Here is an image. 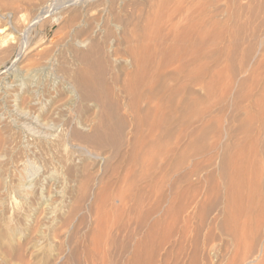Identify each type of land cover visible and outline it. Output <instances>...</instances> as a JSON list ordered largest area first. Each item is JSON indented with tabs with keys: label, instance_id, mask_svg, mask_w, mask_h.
<instances>
[{
	"label": "rangeland",
	"instance_id": "1",
	"mask_svg": "<svg viewBox=\"0 0 264 264\" xmlns=\"http://www.w3.org/2000/svg\"><path fill=\"white\" fill-rule=\"evenodd\" d=\"M5 1H7V0H0V15H8V14H14V19H16V21H17V19H19L18 21H17V23L16 22H14V25H8V22H10V20L9 19H7V20H2V18L0 17V23L2 24H0V28H4L5 26H7V28H10L11 30L9 31V32H12L16 37H17V39H21L22 38V35H21V32H22V30H23V28L26 26V21H27V18H31V15H33L34 13H38L37 11H40V9H42V7H45V6H47V5H49V4H51L53 1H55V0H15V4H14V2H12V3H10L9 1H7V3L5 2ZM14 1V0H13ZM194 1V2H193ZM192 2H193V7H194V9H193V11L195 10V7H196V9H197V6H199L198 8H199V10L197 9V11L195 12H193L194 14H192V16H194V24L196 23L197 25H200L201 23H200V20L199 19H201L205 14H206V16H204L205 18H206V20H209L210 22H211V24H210V22L208 23V26H211L213 29H210L209 27H207V22L208 21H206L205 22V18L203 19V21H204V23H203V21H201L202 22V24H203V26L202 27H204V29L201 27V25H200V30L198 29V27H197V25H193L195 28H194V30L197 32V34L198 35H196V32H195V34H194V37H196V40H198V41H200V40H202L203 39V41H200L198 44L200 45L201 44V42L204 44H201L200 46H202L203 47V50L202 49H200V46L197 44L196 45V47H195V50L197 51L198 50V47H199V49L200 50H198L197 51V61H196V63H195V66L197 65V63H199L200 65H202L203 63H205L206 61L208 62H206L207 64H206V66H205V64H204V66H202V67H200V65H197L198 67H200V73H202L203 74V72H205L203 75H201V77H202V79L204 78L203 76H205V75H207V76H205V78H204V80H207V79H209L210 77H211V75H212V77H214V79L216 80H214L215 81V83L217 82H219L218 84H222V82L225 84V82H226V84L228 83L227 81L229 80V79H231V80H233V82H232V84H233V89L235 88L236 90H232V91H230V93H228V95L225 97L224 95H222V93H221V91L219 90H217V89H220V85H217V84H215V85H217V86H215L214 84L212 85V87L214 88V91H213V88H212V91L213 92H215L216 94H217V96H216V94H214L213 92H211L210 94L211 95H209V96H207V98H205V93L204 92H202V90L201 89H199V88H201L198 84H200L199 82H202V79H201V81H200V79L197 81L198 83H196V87H199V88H197V89H199L198 91H196V95H198L199 97H202L203 95V97L202 98H204L203 100H204V102H206L207 101V105L203 102V104L205 105H203L202 106V108H201V106H200V108H199V112H200V109H201V112H200V114L202 113V112H204V113H202L200 116H201V118H200V116H199V118L197 117V115L195 116V119H194V117H193V115L191 116V118H192V120L194 121V126H195V128L197 127L198 128V131H200L201 129L200 128H202L203 127V123L205 124V122L208 120V121H210L211 123H213L212 125H213V127H222L221 129L222 130H220L221 131V133H220V135H219V137H217L218 135H215L216 133H214V134H212L213 132H210L209 134H207V136H206V138H210L209 140L208 139H206V141L208 140V141H210V142H208L209 144V146L207 145V142L205 141L204 143H206V145L204 146V148L206 147H209V148H207V149H205V151H203L202 153H199L198 154V152L197 153H195V154H193V156H191V158L190 159H192L191 161L189 160V159H186V161H185V163L184 162H182L181 163V166H182V168H181V166L179 167V173H177V175H178V177H177V180H178V183H179V185L177 186V190H176V193L177 192H179L175 197H176V200H177V203H176V201H174V202H170L171 201V199L169 198V197H171V198H173L172 197V195H171V193H170V191L167 189V188H164V192H163V202H161V204H159V205H157L158 204V194H159V192H157V194H156V191L157 190H143L142 188H144L145 187V182H143V183H140V185H139V187L143 184V186H141L140 187V190H143L142 192L143 193H141V192H136L137 193V195L135 194V192H134V190H133V195H132V193H125V195L123 194V196H126L127 195V197H126V201H125V203H126V206L124 205H122V206H119L121 203H120V200L119 199H116V196H119L117 193H118V191L116 190V191H114L113 190V184L114 183H117L118 181H117V177L115 178H113L112 177V174H111V171H110V169H108V163L106 164V162H104V160H102V158L105 156V157H108V155H110L111 154V151H112V149H110L109 147L107 148L106 147V149L105 148H99V147H96V146H93V145H91V144H85V142L83 141V140H80V139H77V138H75L74 137V135H73V131L74 130H80L81 131V129H82V127L81 126H78L77 124H76V122H73V123H71V125H64V123H62V122H58L57 120H55V119H53L52 120V118L51 119H49V117H48V115H46V114H40V121H33V120H30L32 117L34 118V116H36V115H38L39 114V112L40 111H38V109H34V110H36L37 112H38V114L36 113V111H33V109H31L33 112H31V110H30V108H28L27 109V107H25V108H23V109H26L25 111H27V112H25V113H23L24 112V110H22L23 112H21V108L20 107H18V110L21 112V113H23V114H21L20 112H18V110H17V107L15 108V106L17 105V103L16 102H14V100H15V98H14V95L17 93L16 92V90H18V88L14 85L15 83H16V81L14 80V77H11L10 75H8V73L6 72V67H9V66H11V63H12V61H13V59L17 56V52H18V48H19V44L18 45H15L16 47H15V49H12V51H10V52H4L3 50V52L0 50V96L1 97H3V98H1L0 97V114L2 113V115L4 116V114H5V116H6V118H5V116L3 117L4 118V120H2V123H0V128H1V130H0V133L2 134H5L7 131V133H9L8 135H7V133H6V136H9L8 137V143H10V142H12V143H10V144H8V147L9 146H11V148H13V151H12V149L11 148H9L8 150H10L9 152H12V155L8 152L7 153V156H9V157H5L4 155H2V156H0V166H2L1 168H0V181L2 182L3 181V183H1L0 182V250H4L3 252H5L4 254L3 253H1L2 251H0V264H55L54 263V260H55V262L57 263V264H87V262H88V264H96L97 262V264H126V262L128 263V264H181L182 262L184 263L185 262V264H205V263H212L211 262V260L212 261H214L212 264H221L220 262V260L222 259V257H223V260H227V263L226 264H230L231 262H233V263H231V264H264V243H263V241H264V234L262 233V235H260V231H261V229L263 228V226H264V195L262 196V194L264 193L263 191H264V182H263V178H264V173L262 174L261 172L263 171L264 172V167H263V163H264V155L262 154V152H260V150H258V148L259 149H261L262 148V145H263V143H264V134H262L263 136H261L260 135V131H262L263 133H264V131H263V129H264V126H261V125H264L263 123H264V120H263V118H264V110H261V109H264V108H261L260 106L261 105H264V98L261 96V94L264 92V78H262L260 75H264V72L262 73V74H260V73H258L259 71L257 70V66H258V69H259V67H263L262 69H259L260 71L262 70V71H264L263 69H264V60H262L263 59V56H264V52H263V54H262V51H264L262 48H264V45L262 46V43L264 44V42H261L262 40L264 41V39L262 38V37H264V0H235L234 2H233V0L231 1V0H222V2H221V0H218L219 2V4L217 3V0L215 1H212V0H198L197 2L199 3V5H198V3L197 2H195L196 0H193ZM202 1V2H201ZM203 1L205 2V4L203 3ZM210 1H212V2H214L213 4H210ZM241 1V2H240ZM8 2H9V4H8ZM29 2V3H28ZM50 2V3H49ZM143 2H145V3H147L146 2V0L145 1H143ZM141 3V2H139V4L137 5V6H139V8H142V7H144L143 9H141V11H140V9L135 5V6H129V7H131V8H129L128 10H127V12H123V13H128L129 12V10H131V12L133 13V15L135 14V13H138V15H140V14H144V13H148L149 11H150V9L151 8H149V6H150V4H152L153 3V1H152V3H147V4H144V3ZM155 3H156V1H154ZM234 4H233V3ZM28 3V4H27ZM49 3V4H48ZM194 3H196V4H194ZM208 3V4H207ZM232 3V4H231ZM32 5L31 6V8H30V5ZM154 4V3H153ZM157 4V3H156ZM24 7H22V6ZM25 5H29V6H25ZM34 5V6H33ZM86 5V6H85ZM215 5V6H214ZM225 5V7L223 8V6ZM6 6V7H5ZM14 6V7H13ZM19 6H21V7H19ZM42 6V7H41ZM88 6V7H87ZM94 5H91V3H89V4H82V5H80L79 7L78 6H73V7H67V10H66V8L65 9H63V11L61 12V13H65V15L64 16H68V14L69 13H104V12H102L103 10H101L100 8H98V7H93ZM205 6V7H204ZM82 7V8H81ZM222 7V8H221ZM233 7V8H232ZM17 8V9H16ZM21 8V9H20ZM38 8V9H37ZM73 10H71V9ZM89 9V10H87V9ZM92 8V9H91ZM98 8V9H97ZM134 8H135V10L137 9V11L139 10L140 11V14H139V12H137V11H135L134 10ZM219 8V10H217ZM228 8L230 9L229 10V12H228ZM32 9V10H31ZM36 9V10H35ZM78 9V10H77ZM100 9V10H99ZM223 9V10H222ZM236 9V10H235ZM248 9H249V11H248ZM20 10V11H19ZM21 10L23 11V12H21ZM76 12H75V11ZM95 10H97V11H100V12H97V11H95ZM143 10V11H142ZM205 10H206V12L207 13H205ZM213 10V11H212ZM217 10V11H216ZM221 10V11H220ZM26 11V12H25ZM35 11V12H34ZM72 11V12H71ZM91 11V12H90ZM135 11V12H134ZM199 11V14H197V12ZM208 11H210V12H208ZM221 13H220V12ZM225 11V12H224ZM22 14H21V13ZM131 12H129V13H131ZM142 12V13H141ZM215 12H216V15H215ZM219 12V13H218ZM222 12H224V13H222ZM3 13V14H2ZM17 13H20L19 15L17 14ZM32 13V14H31ZM68 13V14H67ZM105 13H108V12H105ZM214 15H212V14ZM209 14H211V15H209ZM218 14V15H217ZM256 14V15H255ZM21 15V16H20ZM135 15H137V14H135ZM137 15V16H138ZM198 15V16H197ZM201 15H202V17H201ZM222 15V16H221ZM22 16H24V17H22ZM30 16V17H29ZM211 16H213V17H211ZM216 16V17H215ZM22 17V18H21ZM25 17H26V19H25ZM197 17V18H196ZM208 17H210V18H208ZM223 17V18H222ZM195 19H197V20H195ZM201 19V20H202ZM211 19V20H210ZM220 19V20H219ZM199 20V21H198ZM20 21V22H19ZM213 21H215V22H213ZM217 21H220V22H217ZM239 21V22H238ZM5 22V23H4ZM199 22V23H198ZM223 22H225L224 24H223ZM18 23H20V24H18ZM48 23V24H47ZM47 23H45L43 26H37L35 29H34V31H32V33L30 34L31 36V38H30V43H29V47H30V50H29V53H28V55H27V60L25 61V63L23 62L20 66H22L24 69H25V67L27 66V67H33L32 65H34V64H36L37 63V60H36V55L38 54V53H41V51H43V50H46L47 48L49 49V48H57V47H60L61 45H63V42L66 40V38L68 37V34L70 33V31H71V29L70 28H68V27H65V28H62V27H58V25H56V24H52L51 22H47ZM227 23V24H226ZM3 24H4V26H3ZM47 24V25H46ZM18 25V26H17ZM219 25V26H218ZM226 25V26H225ZM10 26V27H9ZM13 26V27H12ZM24 26V27H23ZM205 26H206V28L208 29H206L205 28ZM217 26V27H216ZM223 26V27H222ZM262 26V27H261ZM222 27V28H221ZM14 28V29H13ZM21 28V29H20ZM224 28V29H223ZM241 28V29H240ZM20 30V32L18 31V30ZM66 29V30H65ZM203 29V30H202ZM206 30V31H205ZM211 30V31H210ZM218 30H220V31H218ZM230 30V31H229ZM18 32V33H16V32ZM200 31V32H199ZM204 31H205V33H204ZM208 31V32H207ZM213 31H214V33H213ZM218 31V32H217ZM199 32V33H198ZM209 33V35L207 34V33ZM212 32V33H211ZM219 32H221L220 34H221V36L220 35H217V34H219ZM226 32V33H225ZM201 33H204L205 34V36L204 35H201V36H199ZM263 33V34H262ZM206 34H207V36H206ZM211 34H212V36H211ZM229 34H231V36L232 37H230V35ZM235 36H234V35ZM258 34V35H257ZM241 35H243V36H241ZM37 36V37H36ZM204 36V37H203ZM262 36V37H261ZM217 38V40H215L216 38ZM220 37H221V40H220ZM229 37L230 38H232V40L231 39H229ZM235 37V38H234ZM242 37V38H241ZM246 37H247V39H246ZM198 38V39H197ZM262 38V40L260 41V39ZM204 39H205V42H204ZM207 39H209L210 41H208ZM212 39V40H211ZM235 39V40H234ZM214 40V41H213ZM220 40V41H219ZM229 40H231V41H229ZM208 41V42H207ZM233 41V42H232ZM241 41H243V43H241ZM207 42V43H206ZM210 42H213V43H210ZM215 42H218V44L219 45H217ZM220 42V43H219ZM233 43H234V45H233ZM245 43V44H244ZM259 43H261V44H259ZM209 44V46H207ZM212 44H213V47H212ZM225 44V45H224ZM228 44H231L230 45V47H229V45ZM219 46V47H217V46ZM233 45V46H232ZM249 45H251V46H249ZM255 45V46H254ZM261 45V47H259ZM48 46V47H47ZM208 47V49L210 48L211 50H206V48ZM244 47V48H241V47ZM253 46L255 47V48H257V49H255V48H253ZM201 47V48H202ZM216 47V48H215ZM239 47V48H238ZM247 49H246V48ZM249 47V48H248ZM252 48V50H250L251 48ZM44 48V49H43ZM212 48L214 49V50H212ZM224 48H226V50L224 49ZM227 48H229V49H227ZM260 48H261V50H260ZM233 49V50H232ZM235 50V51H234ZM238 50V51H237ZM248 50V51H247ZM251 52H250V51ZM259 50H260V52H259ZM199 51H202V53L200 52V53H198ZM213 51V52H212ZM227 51V52H226ZM240 51V52H239ZM15 52V53H14ZM204 52H206L207 53V55H206V53H204ZM220 52V53H219ZM253 52V53H252ZM259 52V53H258ZM3 53H6L5 54V56H7V54H8V57H10V58H8V57H5L4 56V54ZM204 53V54H203ZM209 53V54H208ZM219 53V54H218ZM226 53H228V54H226ZM245 53V54H244ZM247 53V54H246ZM261 53V54H260ZM200 54V55H199ZM250 54H252L251 56H249ZM202 55V56H201ZM204 55V56H203ZM216 55H218V58L216 57ZM227 57H226V56ZM261 55V56H260ZM211 56H213V57H211ZM245 56V57H244ZM225 57V58H224ZM233 57H235V58H233ZM240 57H241V59H240ZM244 57V58H243ZM253 57L255 58V59H253ZM201 58V59H200ZM215 58V59H214ZM223 58V59H222ZM239 58V59H238ZM252 58V59H251ZM257 58H259L258 60H257ZM9 59V60H8ZM212 61H211V60ZM220 59V60H219ZM235 59V60H234ZM237 59V60H236ZM214 60V61H213ZM218 60H219V62H218ZM246 60V61H245ZM262 60V61H261ZM201 61V62H200ZM225 61V62H224ZM255 61H261V63L259 64V62H258V64L255 62ZM203 62V63H202ZM211 62V63H210ZM224 64H223V63ZM249 62V63H248ZM253 62V63H252ZM222 63V64H221ZM237 65H236V64ZM243 63H244V65H243ZM251 63V64H250ZM256 63V64H255ZM28 64V65H27ZM217 66H216V65ZM250 64V65H249ZM30 65V66H29ZM223 65V66H222ZM241 65V66H240ZM243 65V66H242ZM208 66V67H207ZM222 66V67H221ZM249 66V67H248ZM26 67V69H28ZM206 69H205V68ZM239 67V68H238ZM242 67H244V68H242ZM253 67H254V69H253ZM202 68V69H201ZM247 68H248V70H247ZM255 68H256V70H255ZM223 69V70H222ZM241 69V70H240ZM253 69V70H252ZM217 70H218V72H217ZM243 70V71H242ZM244 70H247V71H249V72H247V71H244ZM212 72V74H210L211 72ZM216 71V72H215ZM222 71L224 72V73H222ZM241 71V72H240ZM256 71H258V72H256ZM261 71V72H262ZM210 72V73H209ZM216 73V74H214V73ZM221 72V73H220ZM225 72H227V73H225ZM228 72H229V74H228ZM239 72V73H238ZM244 72H246V75H245V73ZM251 72V74H249ZM256 72V73H255ZM217 73L218 74H223V75H218V76H215V75H217ZM247 73H248V75H247ZM254 73V74H253ZM210 74V75H209ZM228 74V75H227ZM235 74H236V76H235ZM241 74V75H240ZM258 74V75H257ZM227 75V76H226ZM231 75V76H230ZM226 76V77H225ZM234 76V77H233ZM250 76H251V80H248V79H250ZM254 76H259V78L261 79V80H259V78L258 79H256V78H254V79H256L255 81H254V79H253V77ZM44 78H46L47 76H46V74L43 76ZM209 77V78H208ZM228 77V78H227ZM232 77V78H231ZM241 79H240V78ZM248 77V78H247ZM264 77V76H263ZM225 78L227 79V81H225L224 82V80H225ZM234 78V79H233ZM238 80H237V79ZM246 78V79H245ZM20 79L22 80L23 78H18V81H20ZM220 79V80H219ZM224 79V80H223ZM243 79V80H242ZM13 80V81H12ZM24 80H25V78H24ZM24 80H22L23 81V83H25V81ZM203 80V81H204ZM218 80V81H217ZM223 80V81H222ZM182 81V82H181ZM180 81V84L181 83H183L184 82V80H181ZM209 81H211L210 79H209ZM239 81V82H238ZM242 81V82H241ZM247 81H249V82H247ZM258 81H260L261 83H259ZM246 82H247V84H246ZM14 83V84H13ZM253 83H254V85H253ZM256 83H258V84H263V86L261 85V87H260V85L259 86H257V88L258 89H260V90H258L257 88H256V86L255 85H257ZM18 84V83H17ZM223 84V85H224ZM225 84V85H226ZM229 84H230V81H229ZM241 84V85H240ZM244 84H246L245 86H243ZM11 85V87L12 86H15L14 88L12 87V88H10L9 86ZM198 85V86H197ZM240 85V86H239ZM249 85V86H248ZM247 86V88H244V87H246ZM250 86H251V88H253L254 86H255V88H253V89H251L250 88ZM196 87H193V88H196ZM8 88H10V89H8ZM261 88L263 89V91L261 90ZM14 89V90H13ZM196 90V89H195ZM201 90V91H200ZM238 90V91H237ZM240 90V91H239ZM245 90V91H244ZM246 90H248V91H246ZM254 90H255V93H254ZM10 91V92H9ZM236 91V92H235ZM258 93H257V92ZM260 91V92H259ZM262 91V92H261ZM16 92V93H15ZM201 92V93H200ZM218 92H219V94L220 95H222V96H219V94H218ZM243 92L245 93V94H243ZM248 92H249V94L250 93H252V96H251V94L249 95L248 94ZM7 93V94H6ZM9 93V94H8ZM240 93H241V97H240ZM254 93V94H253ZM235 94V95H234ZM239 94V95H238ZM242 94H243V96H242ZM255 94H257L256 96H254ZM259 94V95H258ZM9 95V96H8ZM202 95V96H201ZM215 95V96H214ZM231 95V96H230ZM245 95V96H244ZM248 95V96H247ZM210 96H212V97H210ZM230 96V97H229ZM236 96V97H235ZM263 96H264V94H263ZM12 97V98H11ZM223 97V98H222ZM228 97V98H227ZM252 97V98H251ZM258 97H259V99H258ZM208 98H209V100H208ZM235 98H238V101H237V99H236V101L234 100ZM256 98V99H255ZM261 98V99H260ZM45 99V98H44ZM46 99H48V98H46ZM212 99V101L210 102V100ZM213 99L215 100L214 102H213ZM219 99H224L223 100V102H222V100L220 101ZM225 99H228V100H225ZM242 99H245V100H241ZM258 99V101L259 100H262L261 102H259L258 103V101H256ZM65 100H66V98H65ZM219 100V101H218ZM248 100H250V101H248ZM224 101L227 103H224ZM235 101V102H234ZM241 101V102H240ZM246 101V102H245ZM62 102H64V101H62ZM212 102H213V104H212ZM222 104H221V103ZM239 102V103H238ZM243 102V103H242ZM250 104H249V103ZM253 103V105H252V103ZM16 103V104H15ZM210 103V105L212 106L213 105V107H211V106H208V104ZM223 103H224V105H223ZM233 103H234V105H233ZM245 103V104H244ZM248 103V104H247ZM257 103V104H256ZM15 104V105H14ZM225 104H226V106H225ZM232 106H231V105ZM242 106H241V105ZM202 105V104H201ZM215 105V106H214ZM222 105V106H221ZM243 105H246V106H244L243 107ZM257 105V106H256ZM221 106V107H220ZM228 106V107H227ZM248 106V107H247ZM254 106V107H253ZM206 107L207 109H204V108ZM209 107H211V108H213V109H211L210 110V108ZM221 108V110L222 111H224V112H222L221 113V110H219L220 108ZM236 107V108H235ZM240 107V108H239ZM261 109H260V108ZM262 107H264V106H262ZM232 108H234V110L232 109ZM243 108H244V110H243ZM249 109V111H247L248 109ZM255 108V109H254ZM256 108H259V110H260V112L261 111H263L262 113H260L259 111H258V109H256ZM203 109V110H202ZM208 109H209V111H208ZM229 109V110H228ZM231 109V110H230ZM246 109V110H245ZM3 110V111H2ZM15 110V111H14ZM204 110H206V113H205V111ZM228 110V111H227ZM2 111V112H1ZM17 111V112H16ZM30 111V112H29ZM96 111H98V110H96ZM258 113H257V112ZM3 112H5V113H3ZM233 112V113H232ZM241 112V113H240ZM16 113V114H15ZM17 113H18V115H17ZM19 113H20V115H19ZM29 113H31V115L33 114V113H35V115L34 116H31ZM97 113V114H96ZM235 113V114H234ZM251 114V116H250V114ZM260 113V114H259ZM12 114V115H11ZM14 114V115H13ZM25 114V115H24ZM27 114H29V115H27ZM245 114H246V116H245ZM255 114V115H254ZM259 114V115H258ZM23 115V116H22ZM29 116V118L27 117H24V116ZM96 115H98V112H95V114L93 113V114H91V116H92V118L95 116L96 117ZM261 115H263V116H261ZM13 116V117H12ZM19 116V117H18ZM23 118H22V117ZM45 116H47V117H45ZM69 116V121H72V120H74V121H76V117H74V116H76V115H73L72 114V116H71V113L68 115ZM218 116H220L219 117V119H218ZM249 116V117H248ZM258 116H260V117H258ZM73 117V118H72ZM94 117V118H95ZM203 117H204V120H203ZM205 117H206V120H205ZM251 117V118H250ZM263 117V118H262ZM2 118V119H3ZM11 118V119H10ZM14 118V119H13ZM18 118V119H17ZM32 118V119H33ZM43 118V119H42ZM47 118V119H46ZM190 118V119H191ZM199 120H198V119ZM214 118H216V119H214ZM240 118V119H239ZM248 118V119H247ZM25 119V120H24ZM28 119V120H27ZM45 119V120H44ZM71 119V120H70ZM218 119V120H217ZM237 119V121H235ZM9 120V121H8ZM15 120V121H14ZM17 120H18V122H17ZM23 120V121H22ZM27 120V121H26ZM47 120H49V121H47ZM52 120V121H51ZM200 120H201V122H200ZM217 121L216 123H215V121ZM260 121L261 123H262V121H263V123L261 124L260 122H257V121ZM13 121H14V123H13ZM26 121V122H25ZM31 121V122H30ZM42 121V122H41ZM44 121V122H43ZM53 121H54V123H53ZM214 121V122H213ZM220 123H219V122ZM10 124H9V123ZM23 122H25L24 124H23ZM43 123V125H46V124H48L49 125V123L50 122H52L53 124H50V126H43L41 123ZM49 122V123H48ZM56 122V123H55ZM57 122L59 123V124H57ZM237 122V123H236ZM253 122V123H252ZM259 124H257V123ZM17 123V124H16ZM27 123L29 124V125H27ZM30 123H31V126L33 127V126H36V127H33V129H31V126H30ZM37 123H39V124H37ZM45 123V124H44ZM252 123V124H251ZM255 123V124H254ZM2 124H3V126H2ZM5 124V125H4ZM6 124H8L9 126H6ZM19 124V126H17ZM35 124V125H34ZM73 124V125H72ZM216 124H218L217 126H216ZM222 124V125H221ZM242 124V125H241ZM39 125V126H38ZM201 125V126H200ZM215 125V126H214ZM240 125V126H239ZM256 125L258 126V127H256ZM11 126H13L12 128H13V136H14V138H17L18 136H19V134H20V137H18L17 139H15L14 140V138L12 137V131H11ZM38 126V127H37ZM41 126V127H40ZM43 126V127H42ZM54 126V127H53ZM182 126V125H181ZM180 126V127H181ZM194 126H192L193 128V130H195V131H197L195 128H194ZM8 129V130H6V128ZM16 127V128H15ZM28 127H30V129L28 128ZM72 127V128H71ZM179 127V131L180 132H182L183 130V127H181L180 128ZM200 127V128H199ZM254 127H256V128H254ZM262 129V127H263V129L262 130H260V128ZM16 129V132H18V133H16L15 132V129ZM21 128V129H20ZM38 128V129H37ZM43 128H45L46 129V132H45V129H43ZM47 128L50 130H47ZM23 129V130H22ZM56 129V130H55ZM227 129V130H226ZM236 129L237 130H239V131H236ZM3 130V131H2ZM4 130H6V132H4ZM38 130L40 131V132H38ZM90 129H88V130H86V134H89V133H91V130L89 131ZM143 130L145 131V128H143ZM252 130H253V132H252ZM11 131V132H10ZM21 131V132H20ZM25 131V132H24ZM248 132V133H244V132ZM35 133V135H33L34 133ZM37 132V133H36ZM42 132V133H41ZM55 132V133H54ZM223 132V133H222ZM242 132V133H241ZM256 132V133H255ZM261 132V133H262ZM25 133V134H24ZM38 133H39V136H37L38 135ZM44 133V134H43ZM47 133V135H45ZM51 134V135H49V134ZM227 133V134H226ZM233 133V134H232ZM237 133V134H236ZM2 134V135H3ZM10 134H11V136H10ZM15 134V135H14ZM22 134H24V135H22ZM37 134V135H36ZM232 134V135H231ZM244 135V136H242V135ZM249 134V135H248ZM18 135V136H17ZM27 135H28V137H27ZM43 135H44V137H48V136H50V137H48V144H43V143H40V141H39V139H41V138H43ZM213 135V136H212ZM227 135V136H226ZM235 135H236V137H235ZM256 135V136H255ZM24 138H23V137ZM42 136V137H41ZM52 136V137H51ZM56 136V137H55ZM60 136H61V138H60ZM211 136V137H210ZM234 136V137H233ZM238 136H242L243 138H240V137H238ZM247 136H249V137H247V139H246V137ZM22 137V138H21ZM30 137V138H29ZM46 137V138H47ZM70 138V140H69V138ZM231 137V138H230ZM239 139H238V138ZM253 137H254V140L256 139V140H258V147H257V152H259V153H255V155L253 154V155H249V156H245L244 157V155L245 154H247V152H248V150H243L242 148H244V146H245V144L244 143H246V145L248 146V141H252L253 140ZM255 137H258V138H255ZM261 139H260V138ZM28 140H27V139ZM51 138V139H50ZM57 138V139H56ZM251 138V139H250ZM262 138H263V140H262ZM14 140V142L16 143L17 141V143H16V145H18V146H16L15 145V143L13 142V140ZM20 139H22L21 141H20ZM24 139V140H23ZM50 139V140H49ZM77 139V140H76ZM231 139V140H230ZM243 139H244V141H243ZM249 139V140H248ZM17 140V141H16ZM32 140V141H31ZM34 140H35V142H36V144L34 143H32V142H34ZM55 140V141H54ZM218 140V141H217ZM220 140V141H219ZM234 140H235V143H233L234 142ZM241 140V141H240ZM246 140H247V142H246ZM20 141V142H19ZM23 141V142H22ZM27 141H29V142H27ZM31 141V142H30ZM52 142V144H51V142ZM263 141V142H262ZM25 142V143H24ZM40 144H39V143ZM238 142V143H237ZM241 142H243V143H241ZM20 143H22L21 145H20ZM26 143H28V144H26ZM50 143V144H49ZM182 144H179V148H180V150L182 149V150H184L186 147H185V145L187 144L186 143V141H182L181 142ZM214 143L215 144H217L218 143V147L216 148V149H214ZM233 143V144H232ZM241 143V144H240ZM27 146H26V145ZM30 144H32V145H30ZM43 144V145H42ZM236 144V145H235ZM12 145H14L15 146V149H14V147L12 146ZM25 145V146H24ZM30 145V146H29ZM46 145H48V146H46ZM51 147H50V146ZM76 145V146H75ZM181 145V146H180ZM239 145V146H238ZM241 145V146H240ZM244 145V146H243ZM46 146V147H45ZM61 146V147H60ZM90 146V147H89ZM91 146H92V148H91ZM187 146V145H186ZM25 147H26V149H25ZM95 147V148H94ZM242 149H240V148ZM24 148V149H23ZM235 148H237V149H235ZM23 149V150H22ZM83 149H85L86 151H88V152H90V153H92V156H90V155H88V154H85V152L86 151H83ZM102 151H100V150ZM209 149V150H208ZM221 151H220V150ZM27 150V151H26ZM29 150V151H28ZM182 150L180 151V152H182ZM210 150H212V151H210ZM215 150V151H214ZM223 150H224V152H223ZM242 152H241V151ZM98 151V152H97ZM99 151H100V153H99ZM109 151V152H108ZM207 151V153H205ZM247 151V152H246ZM216 152V153H215ZM223 152V153H222ZM241 152V153H240ZM25 153H27V154H25ZM99 153V154H98ZM102 153V154H101ZM205 155H204V154ZM210 153V154H209ZM228 153H229V155H231L230 156V160H231V162L229 163V165H230V170H229V172H228V174L225 176L224 174H223V172H221L222 171V164H223V159H224V157L225 156H228ZM25 154V155H24ZM207 154V155H206ZM241 154V155H240ZM261 154V156H259ZM6 155V154H5ZM12 157H11V156ZM16 155V156H15ZM257 155V156H256ZM102 156V157H101ZM216 156H218V158L216 157ZM4 157V158H3ZM15 157V158H14ZM104 157V158H105ZM197 157V158H196ZM244 157V158H243ZM246 157H248V158H246ZM249 157H251V158H249ZM7 158H8V160H7ZM9 158H10V160H11V158H12V160L10 161L9 160ZM90 158V159H89ZM97 158V159H96ZM103 158V159H104ZM194 158V159H193ZM210 158V159H209ZM258 158H262V160H260V159H258ZM8 161V163H6V160ZM210 161H209V160ZM213 159V160H212ZM241 159V160H240ZM253 159V160H252ZM5 160V161H4ZM101 160V161H100ZM245 160V161H244ZM249 161L248 163L246 162V161ZM260 160V161H259ZM31 161V162H30ZM34 161V162H33ZM42 161V162H41ZM209 161V162H208ZM254 161V162H253ZM11 162V163H10ZM15 162V163H14ZM101 162V163H100ZM192 162H193V164L195 165V163L197 164V163H201V164H199L200 166H198V164L197 165H193L192 164ZM6 163V164H5ZM14 163V164H13ZM32 163V164H31ZM113 163V162H112ZM187 163H191L190 165L188 164L187 165ZM212 163V164H211ZM222 163V164H221ZM237 163H240L238 166H237ZM257 163H259L258 165H257ZM11 164H12V166H11ZM29 164H30V166H29ZM99 164V165H98ZM101 164V165H100ZM106 164V165H105ZM3 165H5L4 167H3ZM8 165H10V166H8ZM26 165V166H25ZM34 165V166H33ZM38 165V166H37ZM240 165H244L243 167H241L243 170H241V168H240ZM246 165H250L249 166V168H248V166H246ZM252 165V166H251ZM262 167H261V166ZM25 166V167H24ZM36 166V167H35ZM101 166V167H100ZM189 166V167H188ZM196 167L197 166V170H195L193 167ZM201 166H203L202 168L203 169H201ZM210 166V167H209ZM260 166V167H259ZM6 167H7V169H6ZM14 167V168H13ZM33 169H32V168ZM70 167V168H69ZM72 167V168H71ZM76 167H77V169H76ZM239 167V168H238ZM246 167V168H245ZM74 168V169H73ZM193 168V169H192ZM254 170H253V169ZM259 169V171H257L256 169ZM2 169H4L3 171H2ZM9 169V170H8ZM12 169V170H11ZM40 169V170H39ZM56 169V170H55ZM103 169H105L104 171L107 173H105L104 171H101V170H103ZM106 169H107V171H106ZM190 169H192V170H194V173L195 174H193V175H195V176H192V177H190V179H189V177H188V173H190L191 171H190ZM198 169H199V171L200 170H202V171H200V173H199V171H198ZM248 169V170H247ZM8 170V171H7ZM34 170V171H33ZM70 170H71V172H70ZM77 170V171H76ZM100 170V171H99ZM247 170V171H246ZM255 170H256V172H255ZM5 171H6V174H5ZM17 171V172H16ZM28 171H29V173H28ZM40 171V172H39ZM53 173H52V172ZM69 171V172H68ZM72 171H73V173H72ZM189 171V172H188ZM238 171L239 173H236V172ZM242 171V172H241ZM43 172H45L46 174H43ZM75 172V173H74ZM103 172V173H102ZM110 174H109V173ZM232 172H234V174L236 173V174H238L236 177H234L233 176V174L231 175V173ZM256 174L255 175V177L256 176H258V172H259V174H260V178H259V180H262V182L260 181V184H261V186L259 187V188H257L259 185V181H258V179H257V177L256 178H254L253 177V181H252V175L254 174V173ZM8 173V174H7ZM11 173V174H10ZM15 173V174H14ZM21 173H22V175H21ZM38 173H40V175L38 174ZM48 173H49V175H48ZM68 173H69V175H68ZM72 175H71V174ZM77 173V175L75 176L74 174H76ZM186 173V174H185ZM198 174V176H196L197 174ZM221 173V174H220ZM240 173H243V175L242 174H240ZM245 173H247V176H246V174ZM248 173H249V176H250V174H251V176L249 177L248 176ZM32 174H33V176H32ZM34 174H35V177H34ZM37 174V175H36ZM42 174V175H41ZM179 174H181V176H182V178H180V175ZM5 177H4V176ZM25 175H27V177L28 178H30V179H28ZM54 177L53 179H52V176ZM187 176V177H185V178H183L184 176ZM209 175H210V177L212 178V180H211V178H209ZM211 175H213V176H211ZM221 175H222V177H221ZM240 175V176H239ZM242 175V176H241ZM263 175V176H262ZM40 176V177H39ZM42 176V177H41ZM48 176V177H47ZM72 176V177H71ZM103 176H104V178H103ZM223 176H224V178H223ZM239 176V177H238ZM21 177V178H20ZM24 179H23V178ZM50 177V180H48V178ZM70 177V178H69ZM73 177H74V179H73ZM206 177V178H205ZM226 177V178H225ZM234 177V180H232L231 178H233ZM246 177V178H245ZM248 177H249V179H248ZM25 178H27L26 179V181H25ZM32 178H35V179H38V181L40 182H37V183H39V184H37V187L39 188V191H37V187H36V190H34L33 188H29V190L30 191H28V190H25L26 188H23V190L22 189H20L21 187H20V185L22 184V182H24L25 181V183L27 184V189H28V185H29V183L32 181L33 182V184H35V182H36V180L35 179H32ZM40 178V179H39ZM45 178H46V180H45ZM68 178H69V181H68ZM106 178H107V180H106ZM109 178H112L111 180L109 179ZM188 178V179H187ZM191 178L193 179V180H191ZM41 179H42V182L43 181H45L46 183H41ZM183 179H185L186 181H184V183H182V180ZM205 179H206V181H205ZM236 179V180H235ZM246 179V180H245ZM251 179V180H250ZM22 180H24V181H22ZM35 180V181H34ZM48 180V181H47ZM53 180H55V181H53ZM71 180V181H70ZM75 180V181H74ZM188 180V181H187ZM191 180V181H190ZM207 180H209V182L207 181ZM251 181V182H253L254 183V185H252L253 183H250L249 181ZM6 183H5V182ZM20 181V182H19ZM57 181V182H56ZM74 181V182H73ZM102 181V182H101ZM111 181V182H110ZM114 181V182H113ZM190 181V182H189ZM236 182L235 183V185H234V183H230V182ZM240 181V182H239ZM243 181V182H242ZM245 181H246V183L247 184H245ZM248 181V182H247ZM54 182H55V184H54ZM71 182V183H70ZM76 182V183H75ZM87 182H88V185H87ZM181 182V183H180ZM187 182V183H186ZM227 182V183H226ZM8 183V184H7ZM20 185H19V184ZM48 183H50V184H48ZM53 183V184H52ZM57 183V184H56ZM104 183V184H103ZM107 183V184H106ZM240 183H243V184H245L244 185V187L242 186L243 184H240ZM3 184V185H2ZM33 184H32V186H33ZM45 184V185H44ZM74 184V185H73ZM84 184H86V185H84ZM232 184V186H231V189H230V185ZM252 185L251 187H250V185ZM257 184V185H256ZM8 185V186H7ZM40 187H39V186ZM44 185V186H43ZM49 185H51V186H49ZM57 185V186H56ZM85 187H84V186ZM100 185H101V188H100ZM103 185V186H102ZM107 185V186H106ZM118 184H116V186H117ZM241 186V188H243V189H240V186ZM3 186V187H2ZM17 188H16V187ZM48 188H47V187ZM55 186V187H54ZM81 186V187H80ZM106 188H105V187ZM110 188H112V189H109V187ZM235 186H236V188L239 186V189L241 190H239V189H236L235 188ZM5 187V188H4ZM43 187V188H42ZM46 187V188H45ZM87 187L89 188V190L87 189ZM248 187V188H247ZM249 187H250V189H249ZM79 188H80V190L81 189H83V190H81V192H79L80 190H79ZM255 188H256V190H255ZM263 189V190H261L262 191V193H261V191H260V189ZM33 189V190H32ZM41 189L43 190V193L41 192ZM46 189H48L47 190V192L45 193L44 191H46ZM86 189V190H85ZM101 189V190H100ZM166 189V190H165ZM178 189L180 190V191H178ZM237 190V191H235L236 193H238L239 194V196H241L240 198H239V196H237V194H236V196H234L235 195V193H234V195H232L233 194V192H231V190ZM4 190V191H3ZM6 190V191H5ZM20 190V191H19ZM27 191V193L25 192V191ZM55 190V191H54ZM85 190V191H84ZM107 190V191H106ZM227 190V191H226ZM228 190H229V192H228ZM232 190V191H233ZM2 191V192H1ZM21 191H23V192H21ZM35 191L36 192H38V193H35ZM51 191V192H50ZM54 191V192H53ZM84 191V192H83ZM88 191V192H87ZM100 191H102V192H100ZM147 191V192H146ZM169 191V192H168ZM242 192L241 194H243V195H240V192ZM254 191H257L258 192V195L254 192ZM260 191V192H259ZM53 192V193H52ZM79 192V193H78ZM86 192V193H85ZM99 193V195L97 194V197L95 196L96 195V193ZM104 192V193H103ZM113 194H112V193ZM116 192V193H115ZM168 192V193H167ZM213 192V193H212ZM24 194V196H23V194ZM29 193V194H28ZM33 193V194H32ZM34 193H35V195H34ZM49 193H52V194H50L49 195ZM95 193V194H94ZM146 193V194H145ZM166 193V194H165ZM214 193H216V194H214ZM217 193H218V195H217ZM228 193L229 195H230V197H232V199L229 197V195H228V197L230 198V203L228 202L227 203V201H226V199H228L229 200V198L227 197V195L226 194ZM259 193H261L260 195H259ZM20 194H22V195H20ZM37 194H38V197H37ZM43 194H45L44 196H43ZM53 194H55V196L53 195ZM59 194V195H58ZM100 194H102V195H100ZM109 194V195H108ZM115 194V195H114ZM129 194H131V196H130V198H129ZM134 194L136 195V196H134ZM139 194V195H138ZM141 194H145L144 196H140ZM150 194V195H149ZM210 195L211 197V201H210V199H209V196L208 195ZM212 194V195H211ZM34 195V196H33ZM46 195H48V197H50V199H52V200H50V202H49V206L51 205V208L49 207V206H47L46 205V207H45V205L43 204V198H45L46 197ZM53 195V196H52ZM94 195V196H93ZM149 195V196H148ZM178 195H180V196H178ZM183 196V199H182V196ZM225 195H226V197H225ZM28 196V197H27ZM31 196V197H30ZM82 196H84V197H82ZM101 196V197H100ZM107 196V197H106ZM111 196V197H110ZM133 196V197H132ZM138 196H140L141 197V199H143V201H141V199H140V197H138ZM166 196V197H165ZM213 196V197H212ZM218 196V197H217ZM242 196H243V198H242ZM260 196V197H259ZM30 197V198H29ZM34 197V198H33ZM39 197L41 198L42 197V199H39ZM47 197V198H48ZM56 199H55V198ZM59 197V198H58ZM96 197V198H95ZM101 199H100V198ZM109 197V199H116L117 200V202L115 201V199L112 201V203H110L111 201H109V199H107ZM135 197H136V199H135ZM146 197V198H145ZM169 198V200H168V198ZM180 197H181V199H180ZM235 197V198H234ZM32 198V199H31ZM80 198V199H79ZM83 200H82V199ZM99 198V199H98ZM24 199V200H23ZM25 199L26 200H29V201H31V203H29V201H25ZM31 199V200H30ZM53 199H55V202L57 203V199H59V201H58V203H57V205L55 204V202H54V200ZM139 201H138V200ZM151 199H157L156 201H155V203H153L154 202V200H151ZM166 199V200H165ZM207 200V203H205V204H203L204 202H206V200ZM234 199L235 200H237V201H234ZM239 199H240V201H242V202H240L239 201ZM34 202H33V201ZM97 200H99V201H97ZM106 200H107V202H106ZM118 200H119V202H118ZM130 200V201H129ZM135 200H136V202H135ZM168 200V201H167ZM183 202H182V201ZM205 200V201H204ZM210 202H209V201ZM22 201V202H21ZM102 201V202H101ZM128 201H129V204L130 205H128L127 203H128ZM137 201H138V203H139V205L137 204ZM25 202H27L26 203V205H25ZM36 202V203H35ZM40 202V203H39ZM53 202V204H51ZM134 203V206H136V208H134L132 205H133V203ZM147 202H148V204H151L152 206H150V205H148L147 204ZM150 202V203H149ZM180 202H182V204H184V205H182ZM187 202V203H186ZM203 202V203H202ZM211 202H213V203H211ZM35 203V204H34ZM37 203H39V204H37ZM120 203V204H119ZM144 203V204H143ZM162 203H163V205H162ZM167 203V204H166ZM172 203V204H171ZM178 203H179V205H182L183 206V208L182 207H179V205H178ZM224 203H225V205H224ZM165 204V205H164ZM169 204V205H168ZM215 206H214V205ZM233 204V205H232ZM235 204H237V205H235ZM239 204H243V206L245 207V208H243L242 209V207L243 206H241V205H239ZM21 205V206H20ZM33 205H35V209L33 208ZM42 205V206H41ZM98 205H100V207L98 206ZM108 205H110V206H108ZM117 205V206H116ZM154 205H155V207H154ZM177 205V206H176ZM186 205H188V206H191V207H187ZM201 205H202V207H201ZM230 205H232L231 207H230ZM240 207H239V206ZM2 206V207H1ZM26 206V207H25ZM54 206V207H53ZM121 207V208H119L118 210H115L113 207ZM129 206H130V210H129ZM132 206V207H131ZM139 207V209H137L138 207ZM159 206H160V208H162L161 210H160V208H159ZM164 208H163V207ZM171 206V207H170ZM172 206H174V208H172ZM207 207V208H205L204 210H202L204 207ZM212 206V207H211ZM25 207V208H24ZM110 207V208H109ZM141 207V208H140ZM142 207H144V208H142ZM150 207V208H149ZM165 207H166V209H165ZM169 207V208H168ZM234 209H233V208ZM240 209H239V208ZM27 208V209H26ZM33 208V209H32ZM39 210H38V209ZM43 210H42V209ZM52 208H53V210H52ZM106 208H107V210H106ZM129 210L128 212H127V209ZM147 208H148V210H147ZM159 208V209H158ZM171 208V209H170ZM188 208V209H187ZM202 208V209H201ZM217 208H218V211H217ZM225 208V209H224ZM54 209H56V211L54 210ZM104 209V210H103ZM136 209V210H135ZM144 209H145V211H144ZM149 209H151V210H149ZM176 209H179V211L182 209V211H181V213L180 212H178V210H176ZM226 209H229L228 211L229 212H225L226 211ZM239 210V212L238 211H236V210ZM244 210V211H241V213L243 214H241L240 213V210ZM246 209V210H245ZM30 210H32V211H30ZM38 212H37V211ZM45 210L47 211V212H45ZM125 210V211H124ZM140 210V212H138ZM144 212H143V211ZM210 212H209V211ZM217 212H216V211ZM249 210H251L250 212H249ZM21 211V212H20ZM23 211V212H22ZM30 211V212H29ZM52 211V212H51ZM55 211V213H53ZM105 211V212H104ZM154 213V215L152 216V218H151V215H152V212ZM154 211H156V213L154 212ZM161 211V212H160ZM202 212V213H200L201 215L203 214V212H205L204 214H203V216H204V218H202L203 216H200V214H199V212ZM250 213V215H252V216H250L249 215V213H248V217H251L252 218V221H250V219L251 218H247L248 220H246V218H245V216H247V213ZM32 212H36V213H32ZM45 212V213H44ZM51 212V213H50ZM127 212V213H126ZM141 212H143V213H141ZM149 212L151 213L150 214V217L148 216V214H149ZM175 212H178V213H180V215L178 214V213H175ZM223 212L226 214H224L223 215ZM253 214H252V213ZM262 213V215H263V217H262V215H261V213ZM45 215H44V214ZM57 213V215H55ZM113 213V214H112ZM134 213V214H133ZM139 213V214H138ZM141 213V214H140ZM161 213V214H160ZM184 213V214H183ZM231 213H233V214H231ZM241 215H240V214ZM255 213V214H254ZM29 214L31 215V216H29ZM44 216H43V215ZM47 214V215H46ZM52 214H54V215H52ZM108 216H107V215ZM111 214V215H110ZM115 214V215H114ZM124 214H125V216H124ZM127 214V215H126ZM128 214H129V216H128ZM143 214H145V215H143ZM168 214V215H167ZM170 214H171V216H170ZM208 214V215H207ZM234 214H236L235 216H234V218H233V215ZM48 215H50V216H48ZM105 217V218H103V216ZM118 217H117V216ZM134 215H136L137 217H139L140 218V221H139V218H137L136 216L134 217ZM156 215H158L159 217L157 218L156 217ZM176 215V216H175ZM237 215H239V217L241 216H243L244 217V219L243 218H237L238 216ZM256 215L259 217V220H257V222L259 221V222H262L261 224H257V223H255L256 222V220L254 219V218H257L258 219V217H256ZM34 218H33V217ZM54 216V217H53ZM107 216V217H106ZM110 216H112V217H110ZM114 216V217H113ZM120 216V217H119ZM123 216V217H122ZM127 216H128V218H127ZM133 216V217H132ZM146 218H145V217ZM178 216V217H177ZM183 216V217H182ZM200 216V217H199ZM225 216V217H224ZM237 216V217H236ZM26 217V218H25ZM27 217H29L30 219H28ZM38 217V218H37ZM40 217H42V218H40ZM43 217H45V219L48 221V223H47V221L46 220H44V218ZM46 217H48V218H51V222L49 221L50 219H48V218H46ZM58 217L60 218L59 220H58ZM110 217V218H109ZM180 217H181V219H180ZM187 217V218H186ZM103 218V219H102ZM113 218V219H112ZM124 218V219H123ZM148 218H151V219H148ZM175 218V219H174ZM177 218H179L181 221V226L182 227H180V225H178V224H180V222H179V219H178V221H177ZM202 218V219H201ZM224 218H228V222H230V223H224V222H226V219H224ZM28 219V220H27ZM99 219V220H98ZM132 219V220H131ZM142 219V220H141ZM145 219V223L143 222V220ZM158 219V220H157ZM185 219V220H184ZM190 219H192V220H190ZM204 219V220H203ZM31 220V221H30ZM37 222H36V221ZM39 220V221H38ZM58 220V221H57ZM110 220V222H112V223H110V224H108L109 221ZM115 220H117V221H115ZM160 220V221H159ZM200 220V221H199ZM201 220H203V221H201ZM225 220V221H224ZM261 220V221H260ZM106 221V222H105ZM121 221H122V223H124V224H122L121 223ZM149 221V222H148ZM174 221H175V223H174ZM190 221V222H189ZM233 221V222H232ZM235 221H236V223H235ZM246 221V222H245ZM248 221H249V223H248ZM35 222V223H34ZM43 222H44V224L45 225H47V226H45V225H43L42 226V224H43ZM46 222V223H45ZM116 222V223H115ZM130 222V223H129ZM140 222V223H139ZM142 222V223H141ZM149 224H148V223ZM160 224H158V223ZM163 222V223H162ZM184 222V223H183ZM190 223V225H188L187 223ZM191 222H192V224H191ZM200 222L202 223V225L200 224ZM204 222H205V224H204ZM233 224H232V223ZM241 222V223H240ZM254 224H253V223ZM31 223V224H30ZM33 223V224H32ZM37 223V224H36ZM100 223H102L103 224V226H101V224ZM107 223V224H106ZM115 223V224H114ZM120 224V226H119V224ZM158 225H157V224ZM173 223V224H172ZM222 223V224H221ZM238 223H240V224H238ZM245 223H246V229H244V225H245ZM247 223H248V225H249V227H250V225L252 226V228H251V230L247 227ZM252 223V224H251ZM39 224V225H38ZM51 224V225H50ZM54 224V225H53ZM57 224V225H56ZM107 226L108 225V227H106L105 225ZM113 224V225H112ZM143 224H145V225H143ZM184 224V225H183ZM200 224V225H199ZM206 226V228H204L205 226ZM225 224H227V225H231V227H229V226H227V225H225L227 228H223V226ZM28 225V226H27ZM35 225V226H34ZM62 226V229H60V230H62V233L60 232V236L59 237H53V234H52V231L54 230V228L56 227V226ZM100 225V226H99ZM111 225H112V228H111ZM133 225V227H131V226ZM142 225H143V227H142ZM186 225V226H185ZM235 225V226H234ZM238 225V226H237ZM261 225H262V228H261ZM39 226V227H38ZM41 226V227H40ZM129 226V227H128ZM135 226V227H134ZM138 226V227H137ZM140 226V227H139ZM146 226V227H145ZM157 226H159L158 228H157ZM176 226H179V227H176ZM188 226V227H187ZM189 226H191V227H189ZM197 226H199V227H197ZM203 226V227H202ZM242 227V229L240 228L239 230H238V227ZM257 226H259L258 228H256ZM50 227V228H49ZM126 227V228H125ZM129 229H128V228ZM149 227V228H148ZM202 227V228H201ZM255 227V231H253L254 228ZM18 228V229H17ZM34 228V229H33ZM41 228V229H40ZM44 228V229H43ZM102 228V229H101ZM139 228V229H138ZM143 228H144V230H145V228H146V230L144 231L143 230ZM157 228V229H156ZM177 228H178V232H177ZM180 228V229H179ZM185 228V229H184ZM187 228H189V229H187ZM229 228H231V229H229ZM260 228V229H259ZM10 229H12L14 232H12ZM22 229V230H21ZM40 229V230H39ZM105 229V230H104ZM111 229H112V231H111ZM148 229H149V231H148ZM168 231H167V230ZM200 229V230H199ZM205 229V230H204ZM234 229V230H233ZM250 231H249V230ZM7 230V231H6ZM18 230H19V232H18ZM30 230H32V232L30 231ZM102 232H101V231ZM107 230V231H106ZM123 230V231H122ZM129 230H131V231H129ZM141 230V231H140ZM152 230V231H151ZM156 230V231H155ZM176 230V231H175ZM185 231V233H184V231ZM194 230H196V232L194 231ZM198 230V231H197ZM202 230V231H201ZM227 230H229L228 231V233H225ZM232 230H233V232H232ZM240 230H243L242 232H240ZM248 230V231H247ZM260 230V231H259ZM10 233H9V232ZM38 231H40V234H38L39 232ZM45 232V233H43V232ZM51 233H50V232ZM104 231V232H103ZM109 231V232H108ZM114 231H117V232H114ZM121 231V232H120ZM132 231H133V234H132ZM137 231H138V233H137ZM140 231V232H139ZM143 231V232H142ZM148 231V232H147ZM173 232V234L172 233H170V232ZM174 231H175V233H174ZM193 231V232H192ZM209 231H211L212 232V236H214V238L212 237V240H211V235H210V233H209ZM230 231H231V233L232 234H234L233 236H235V237H231L232 236V234L230 233ZM262 231L264 232V228L262 229ZM9 233V234H7V233ZM38 232V233H37ZM168 232V233H167ZM234 232H236V233H234ZM245 232H248L247 234L245 233ZM250 232V233H249ZM251 232H254V233H257V234H259L260 236L258 237V235L256 234V235H252V234H254V233H252L251 234ZM32 233H34V234H32ZM41 233H43V234H41ZM108 233V234H107ZM110 233V234H109ZM113 233V234H112ZM116 233V234H115ZM129 234V235H127V237H126V234ZM134 233H136V235L134 234ZM151 233V234H150ZM157 235H156V234ZM176 233H178L177 235H175ZM181 233H183V234H181ZM196 233V234H195ZM201 233V234H200ZM246 235H245V234ZM16 236H15V235ZM139 234V235H138ZM148 234V235H147ZM171 234H172V236H171ZM195 234V235H194ZM204 234V235H203ZM229 236H228V235ZM230 234H231V236H230ZM96 235V236H95ZM102 235H104L103 237H102ZM107 235V236H106ZM110 235V236H109ZM118 235V236H117ZM134 236L133 238H132V240H131V237L132 236ZM187 235V236H186ZM198 235V236H197ZM199 235H201L200 237H199ZM241 235V236H240ZM249 235V236H248ZM32 238H31V237ZM105 236H106V238H105ZM114 236H116L115 238H114ZM121 236V237H120ZM129 236H130V238H129ZM136 236V237H135ZM138 236H140V237H138ZM147 236H149L148 238H147ZM192 236V237H191ZM228 236V237H227ZM239 236L240 237H243V239H238L239 238ZM245 236H247L246 237V239H245ZM263 238H262V237ZM13 238V239H10V238ZM108 237L110 238V240L108 239ZM113 237V238H112ZM124 237V238H123ZM143 237V238H142ZM146 237V238H145ZM172 237V238H171ZM180 237V238H179ZM183 237V238H182ZM186 237H187V239H186ZM203 237V238H202ZM205 237V238H204ZM230 237V238H229ZM237 237V238H236ZM248 237H250L249 238V240L250 241H248ZM255 237V238H254ZM6 238V239H5ZM135 238V239H134ZM137 238V239H136ZM195 238V239H194ZM196 238H197V240H196ZM207 238V239H206ZM233 238V239H232ZM234 238L235 239H237V244H239L240 245V247H238L239 245H237L236 244V242H235V240H234ZM251 238L253 239V241H251ZM257 238H258V240L261 242V245H262V247L259 245H257L258 243H260L259 241H257ZM260 238H261V240H263V241H261L260 240ZM50 239V240H49ZM123 239V240H122ZM144 241H143V240ZM149 239V240H148ZM151 239V240H150ZM193 239H194V241H193ZM256 239V240H255ZM8 242H7V241ZM18 240V241H17ZM55 240H57V241H55ZM106 240V241H105ZM112 240H114V244H113V241ZM125 240V241H124ZM136 242H135V241ZM178 240H180V242L178 241ZM192 240V241H191ZM239 240V241H238ZM240 240H241V242L243 241V243H241L240 242ZM15 241V242H14ZM40 241H42V242H40ZM55 241V242H54ZM63 241V242H62ZM65 241V242H64ZM142 243H141V242ZM183 241V242H182ZM197 241V242H196ZM234 241V242H233ZM244 241H245V243H244ZM248 241V242H247ZM14 244H13V243ZM62 242V243H61ZM118 242L119 243V245H118V243L116 244V243ZM122 242H127V243H125L126 245H125V248H124V243H122ZM151 244H150V243ZM207 242V243H206ZM224 242V243H223ZM247 242V243H246ZM252 242H255L254 243V245H253V247H252ZM18 245H17V244ZM28 243V244H27ZM60 243V245H58ZM64 243V244H63ZM105 243V244H104ZM131 243V244H130ZM149 243V244H148ZM162 243V244H161ZM186 243V244H185ZM192 243V244H191ZM194 243V244H193ZM199 243H200V245H199ZM233 243H234V245H236V246H234L233 245ZM13 244V245H12ZM111 244V245H110ZM113 244V245H112ZM129 244V245H128ZM142 244V245H141ZM144 244V245H143ZM159 244V245H158ZM188 244H190V245H194V246H190V245H188ZM205 244H207V245H205ZM222 244V245H221ZM228 244V245H227ZM232 244V245H231ZM245 244V245H244ZM250 244V245H249ZM21 245V246H20ZM25 245H26V247H25ZM40 245V246H39ZM66 245V246H65ZM156 246V248H155V246ZM162 245V246H161ZM184 245V246H183ZM199 246V248H200V250H199V248H198V246ZM205 245V246H204ZM221 245V246H220ZM225 245H227V248H228V250H226V252L225 253H222V252H224L225 251V249H227V248H225L224 249V247H225ZM249 245V246H248ZM38 246V247H37ZM64 246V247H63ZM118 248H117V247ZM121 246V247H120ZM123 246V247H122ZM143 246V247H142ZM208 246H209V248H208ZM246 246V247H245ZM250 246L252 247V248H250ZM127 247V248H126ZM129 247H130V249H131V253H130V249H129ZM145 247V248H144ZM183 247H184V249H183ZM190 248V250H189V248ZM223 247V248H222ZM232 247V248H231ZM235 247H238V250L236 249V251H235ZM249 247V248H248ZM258 247V249H256ZM260 247V248H259ZM2 248H4V249H2ZM18 248V249H17ZM21 248H23V250L21 249ZM25 248V249H24ZM62 248H65V249H62ZM71 248V249H70ZM119 248H120V251H118L119 250ZM132 248H136V249H132ZM155 248V249H154ZM157 248H159V250L157 249ZM206 248H208L207 250H209V251H207L206 250ZM220 248H221V250H220ZM239 248H240V250H239ZM243 249V251H242V249ZM245 248H246V250H245ZM247 248H248V251L250 252H248L247 251ZM263 248V249H262ZM12 249H14V250H12ZM116 249V250H115ZM127 249V250H126ZM145 249V250H144ZM211 249V250H210ZM229 249L231 250V251H229ZM233 249H234V251H233ZM250 249V250H249ZM251 249H252V251H251ZM11 250V251H10ZM63 250H65V252L63 251ZM121 250H122V252H121ZM158 250V251H157ZM184 250H186V252H184ZM188 250H189V253H188ZM194 252H193V251ZM244 250H245V252H244ZM257 250V251H256ZM21 251V252H20ZM33 251V252H32ZM59 251H63L62 253L61 252H59ZM70 251V252H69ZM144 251V252H143ZM156 251V252H155ZM180 251H182V252H180ZM192 251V252H191ZM197 251H198V253H197ZM204 251V252H203ZM215 251V252H214ZM222 251V252H221ZM227 251H228V253H227ZM258 252V254H256V256L254 257V255H255V253L256 252ZM57 252H59V253H57ZM147 252V253H146ZM195 252H196V255L194 256V254H195ZM220 252V253H219ZM234 252H236V253H234ZM248 252V253H247ZM21 253H22V256H20L21 255ZM105 253V254H104ZM120 253H123V254H120ZM130 253V254H129ZM150 253V254H149ZM184 253V254H183ZM186 253V254H185ZM205 253V254H204ZM207 253V254H206ZM210 253H211V255H210ZM214 253V254H213ZM233 253V254H232ZM5 254H6V256H5ZM86 254H88L89 256H87ZM145 256H144V255ZM147 254H149V255H147ZM203 256H202V255ZM213 254V255H212ZM216 254V255H215ZM220 254V256H218V255ZM227 254V255H226ZM231 254V255H230ZM240 254V255H239ZM242 254H244V255H242ZM249 254H250V256H252V257H249ZM252 254V255H251ZM261 254H262V256H261ZM19 255V256H18ZM45 255H46V257H45ZM75 255L77 256V257H75ZM80 255V256H79ZM133 255L135 256V257H133ZM142 255V256H141ZM183 255V256H182ZM190 255V256H189ZM204 255H206V256H204ZM215 255V256H214ZM230 255V257H232V258H230V257H228ZM232 255H234L235 256V258H239V259H233V257L234 256H232ZM242 255V256H241ZM48 256H50V257H48ZM80 258H79V257ZM95 258H94V257ZM139 256V257H138ZM187 256V257H186ZM259 256V257H258ZM8 257V258H7ZM57 257V258H56ZM94 258V259H92L93 260V263H92V260H91V258ZM102 257H104V260H105V263L103 262V258ZM120 257V258H119ZM134 259H133V258ZM136 257H137V259H136ZM143 257V258H142ZM147 257V258H146ZM153 257H154V259H153ZM189 257V258H188ZM192 257H195V258H192ZM220 258V260H218L219 258ZM225 257V258H224ZM241 257H244V258H242V259H240ZM246 257V258H245ZM254 257V258H253ZM263 257V258H262ZM22 258V259H21ZM23 258H24V260H23ZM48 258V259H47ZM54 258V259H53ZM85 258V259H84ZM90 258V259H89ZM99 258V259H98ZM141 258V259H140ZM144 258H146V259H144ZM188 260H186V259ZM191 258V259H190ZM202 258V259H201ZM204 258L206 259V260H204ZM249 258H251V259H249ZM19 259H21L20 261H19ZM46 259V260H45ZM53 259V260H52ZM96 259V260H95ZM114 259V260H113ZM129 259V260H128ZM140 259V260H139ZM156 259V260H155ZM170 259V260H169ZM209 259V260H208ZM211 259V260H210ZM230 261H229V260ZM247 261H245V260ZM254 259V260H253ZM259 259V260H258ZM83 260V262L84 263H82L81 261ZM88 260V261H87ZM94 260L96 261V263L94 262ZM147 260H150V261H147ZM186 260V261H185ZM198 260H199V262H198ZM204 262H203V261ZM208 260V261H207ZM222 260V262H223V264H225V262L226 261H223ZM232 260V261H231ZM243 260V261H242ZM251 260V261H250ZM252 260H253V262H252ZM257 260V261H256ZM262 260V261H261ZM22 261H24L23 263H21ZM78 261H79V263H78ZM114 261V262H113ZM210 261V262H209ZM236 261V262H235ZM237 261H239V262H237ZM48 262V263H47ZM59 262V263H58ZM229 262V263H228ZM244 262H246V263H244ZM182 263V264H183ZM207 263V264H208Z\"/></svg>",
	"mask_w": 264,
	"mask_h": 264
},
{
	"label": "bare ground",
	"instance_id": "2",
	"mask_svg": "<svg viewBox=\"0 0 264 264\" xmlns=\"http://www.w3.org/2000/svg\"><path fill=\"white\" fill-rule=\"evenodd\" d=\"M9 1L10 3L14 2L15 4V0H7ZM7 1H5L7 3ZM145 0H55L53 1L51 4L45 6V7H42V9H40V11H37L38 13H34L33 15H31V18H27V21H26V26L23 28L22 32H21V35H22V38L21 39H17V37L12 33V32H9L11 29L10 28H7V26H5L4 28H0V50L4 51V52H10L12 51V49H15V45H18L19 44V48L17 49L18 52H17V56L13 59L12 63H11V66L9 67H6V72L8 73V75H10L11 77H14V80L16 81V83L14 84L18 90H16V94L14 95V102L17 103V105L15 106V108L18 106L21 108V112H23L22 110H24L23 113L27 112L25 111L26 109H23L25 107L33 109V111H36L34 110L35 108L38 109L39 114L38 112L36 111V113L38 115L34 116L35 113H33L31 115V113H29L31 116H34V118L30 119L29 114H27L26 116L24 117H28L30 120H35V121H40V114L44 115H48L49 119L52 118L57 120L58 122H62L64 123V125H71V123L73 122H76V124L78 126H81L82 129L81 131L80 130H74L73 131V135L75 138L77 139H80V140H83L85 142V144H91L93 146H96V147H99V148H105L106 147L112 149L111 151V154L108 155V157H103L102 160H104V162H106V164L108 163V169H110L111 171V174H112V177L116 178L117 177V183H114L113 184V190L114 191H118V195L119 196H116V199H119L120 200V205L119 206H126V196H123V194L125 195V193H132L133 190L135 192V194L137 195L136 192H141L143 193L144 191L143 190H157L156 191V194L157 192H159L158 194V200L157 199H151V200H154L153 203H155V201L157 200L158 201V204H161V202H163V192H164V188H167L172 197H169L171 199L170 202H174L176 201L177 203V200H176V195L179 193L177 192L176 193V190H177V186L179 185L178 183V180H177V173H179V167L181 166V163L186 161V159H189L190 161L192 159L191 156H193V154L197 153H202L203 151H205V149L209 148V147H205L204 146L206 145V143H204L206 141V139H210V138H206L207 134H209L210 132H213L212 134L216 133L215 135H218L217 137H219L221 131L222 130L218 124H216V126L218 125L219 127H213V123H211L210 121H206L205 124L203 123V127L200 128L201 130L198 131V128L196 129L195 126L193 125L194 124V121L192 120L191 116L193 115L194 119H195V116L197 115V117L199 118V116L204 113L201 112V109H200V112H199V108L201 106L204 105L203 102H204V98L202 97H199L198 95H196V91H198L199 89L202 90V92L205 93V98H207V96L211 95L214 91V88L212 87V85L215 83V79L214 77H211L209 78L211 81H209V79L207 80H204L205 76H203L204 78L202 79L201 75H203L205 72L200 73V67L206 66L207 63H203L202 65H200L199 63H197V65H200V67H198L197 65L195 66V63L197 61V51L202 49L203 50V47L200 46L201 44H203L201 42V44L199 45L198 43L200 41H203L200 40H196V37H194V34H195V30L193 25H197L196 23L194 24V16H192V14H194L193 12L197 9L199 10V6H197V9L195 7V10L193 11L194 7H193V0H146L147 3H153L150 4L149 8L150 11L147 13H142L140 14V11L141 9H143L144 7L142 8H139V6H137L139 4V2H143ZM156 1V3L154 2ZM193 1V2H192ZM198 0H196L195 2H197ZM214 1V0H212ZM210 1V4H213L214 2ZM216 1V0H215ZM225 1V0H224ZM232 1V0H231ZM235 0H233L234 2ZM260 1V0H259ZM8 2V4H9ZM202 2V1H201ZM219 1L217 0V3ZM222 2V0H221ZM232 2V3H233ZM241 2V1H240ZM29 3V2H28ZM27 3V4H28ZM91 3V5H94L93 7H98V8H102L101 10H103L102 12L104 13H67L68 16H64L65 13H61L63 11V9L66 8L67 10V7H73V6H80L82 4H89ZM144 4H147L145 2H143ZM198 3V2H197ZM203 3L205 4V2L203 1ZM231 3V4H232ZM196 4V3H194ZM208 4V3H207ZM219 4V3H218ZM234 4V3H233ZM30 5V4H29ZM29 5H25V6H29ZM137 6L140 11L137 9L134 10L139 12L140 15H138V13H135L137 15H133V13L131 12V10H129V12L131 13H123V12H127V10L131 7L129 6ZM199 5V3H198ZM264 5V4H263ZM22 6V5H21ZM19 6V7H21ZM24 6V5H23ZM22 6V7H23ZM32 5H30V8H31ZM34 6V5H33ZM86 6V5H85ZM215 6V5H214ZM6 7V6H5ZM14 7V6H13ZM21 7V8H22ZM88 7V6H87ZM205 7V6H204ZM225 7V5L223 6V8ZM20 8V9H21ZM24 8V7H23ZM82 8V7H81ZM97 8V9H98ZM222 8V7H221ZM233 8V7H232ZM17 9V8H16ZM38 9V8H37ZM71 9V8H70ZM73 9V8H72ZM71 9V10H72ZM87 9V8H86ZM92 9V8H91ZM99 9V10H100ZM145 9V8H144ZM32 10V9H31ZM36 10V9H35ZM78 10V9H77ZM89 10V9H87ZM219 10V8L217 9ZM216 10V11H217ZM223 10V9H222ZM229 8H228V12H229ZM236 10V9H235ZM20 11V10H19ZM73 11V10H72ZM71 11V12H72ZM75 11V10H74ZM97 11V10H95ZM134 11V12H135ZM143 11V10H142ZM195 11V12H196ZM213 11V10H212ZM221 11V10H220ZM219 11V12H220ZM249 11V9H248ZM21 12H23L21 10ZM20 12V13H21ZM26 12V11H25ZM35 12V11H34ZM76 12V11H75ZM91 12V11H90ZM97 12H100V11H97ZM105 12H108V13H105ZM210 12V11H208ZM218 12V13H219ZM225 12V11H224ZM222 12V13H224ZM20 13H17L18 15ZM205 13L206 10H205ZM221 13V12H220ZM3 14V13H2ZM22 14V13H21ZM32 14V13H31ZM197 14H199V11L197 12ZM212 14V13H211ZM209 14V15H211ZM213 15V14H212ZM215 15H216V12H215ZM218 15V14H217ZM256 15V14H255ZM14 14H8V15H0V17L2 18V20H7L9 19L10 22H8V25H14V22L17 23V21L19 19H14ZM21 16V15H20ZM198 16V15H197ZM206 16V14L204 15ZM203 16V17H204ZM214 16V15H213ZM211 16V17H213ZM222 16V15H221ZM24 17V16H22ZM21 17V18H22ZM30 17V16H29ZM202 17V15H201ZM202 17V18H203ZM207 17V16H206ZM216 17V16H215ZM197 18V17H196ZM201 18V19H202ZM205 18V17H204ZM203 18V19H204ZM210 18V17H208ZM223 18V17H222ZM26 19V17H25ZM200 20V25L201 27L203 26L202 22L203 19ZM197 20V19H195ZM198 20V21H199ZM205 22H207V27H209L210 29H213L211 26H208V23L210 22L209 20H206V18L204 19ZM211 20V19H210ZM220 20V19H219ZM20 22V21H19ZM47 22H51L52 24H56L58 25V27H62V28H65V27H68L71 29L70 33L68 34V37L66 38V40L63 42V45H61L60 47H57V48H47L46 50H43L41 51V53H38L36 55V60H37V63L32 65L33 67H27L28 69H25L20 66L23 62L25 63V61L27 60V55L29 53V50H30V47H29V43H30V34L32 33V31H34V29L37 27V26H43L45 23ZM215 22V21H213ZM217 22H220V21H217ZM239 22V21H238ZM5 23V22H4ZM199 23V22H198ZM204 23V21H203ZM225 22H223L224 24ZM1 24V23H0ZM20 24V23H18ZM48 24V23H47ZM46 24V25H47ZM205 24V23H204ZM211 24V22H210ZM227 24V23H226ZM2 25V24H1ZM200 25H197L198 29L200 28ZM4 26V24H3ZM18 26V25H17ZM219 26V25H218ZM226 26V25H225ZM10 27V26H9ZM13 27V26H12ZM44 27V26H43ZM217 27V26H216ZM223 27V26H222ZM221 27V28H222ZM262 27V26H261ZM204 29V27H202ZM206 28V26H205ZM208 28V29H209ZM14 29V28H13ZM21 29V28H20ZM202 29V30H203ZM207 29V28H206ZM207 29V30H208ZM224 29V28H223ZM241 29V28H240ZM18 30V29H17ZM66 30V29H65ZM200 30V29H199ZM20 32V30H18ZM206 31V30H205ZM204 31V33H205ZM211 31V30H210ZM220 31V30H218ZM217 31V32H218ZM230 31V30H229ZM16 32V31H15ZM200 32V31H199ZM198 32V33H199ZM208 32V31H207ZM206 32V33H207ZM18 33V32H16ZM204 33H201L199 36L201 35H204ZM210 33V32H209ZM209 33H207L209 35ZM212 33V32H211ZM214 33V31H213ZM221 32H219V34L217 35H220ZM226 33V32H225ZM206 34V36H207ZM263 34V33H262ZM196 35L197 32H196ZM230 37L231 34H229ZM234 35V34H233ZM258 35V34H257ZM203 36V37H204ZM212 36V34H211ZM235 36V35H234ZM243 36V35H241ZM37 37V36H36ZM202 37V36H201ZM232 40V38H230ZM262 37V36H261ZM216 38V37H215ZM218 38V37H217ZM217 38L215 40H217ZM235 38V37H234ZM242 38V37H241ZM264 39V37H262ZM262 38L260 39V41L262 40ZM32 39V38H31ZM198 39V38H197ZM219 39V38H218ZM247 39V37H246ZM208 41H210L209 39H207ZM212 40V39H211ZM220 40H221V37H220ZM219 40V41H220ZM229 40V41H231ZM235 40V39H234ZM207 41V42H208ZM214 41V40H213ZM204 42H205V39H204ZM206 42V43H207ZM233 42V41H232ZM261 42H264L263 40ZM210 43H213V42H210ZM217 45L218 42H215ZM220 43V42H219ZM241 43H243V41H241ZM199 45L200 46V49L198 47V50L196 51L195 50V47L196 45ZM214 44V43H213ZM213 44H212V47H213ZM245 44V43H244ZM261 44V43H259ZM204 45V44H203ZM216 45V46H217ZM225 45V44H224ZM229 47L231 44H228ZM234 45V43H233ZM232 45V46H233ZM264 44L262 43V46ZM209 46V44L207 45ZM206 46V47H207ZM251 46V45H249ZM255 46V45H254ZM253 46V48H255ZM48 47V46H47ZM202 47V48H201ZM219 47V46H217ZM241 47V46H240ZM261 47V45L259 46ZM216 48V47H215ZM214 48V49H215ZM239 48V47H238ZM241 48H244V47H241ZM246 48V47H245ZM249 48V47H248ZM251 48V47H250ZM15 49V50H16ZM44 49V48H43ZM208 49V47L206 48V50ZM212 48V50H214ZM226 50V48H224ZM229 49V48H227ZM247 49V48H246ZM257 49V48H255ZM264 50V48H262ZM208 50H211L210 48ZM233 50V49H232ZM252 50V48L250 49ZM249 50V51H250ZM261 50V48H260ZM259 50V52H260ZM2 51V52H3ZM204 51V50H203ZM235 51V50H234ZM238 51V50H237ZM248 51V50H247ZM202 53V51H199L198 53ZM213 52V51H212ZM227 52V51H226ZM240 52V51H239ZM251 52V51H250ZM258 52V53H259ZM264 51H262V54H263ZM15 53V52H14ZM206 53V52H204ZM203 53V54H204ZM220 53V52H219ZM218 53V54H219ZM253 53V52H252ZM4 56L6 53H3ZM209 54V53H208ZM228 54V53H226ZM245 54V53H244ZM247 54V53H246ZM261 54V53H260ZM200 55V54H199ZM207 55V53H206ZM229 55V54H228ZM252 54H250L249 56H251ZM202 56V55H201ZM204 56V55H203ZM226 56V55H225ZM261 56V55H260ZM5 57H8V54L7 56ZM11 57V56H10ZM8 57V58H10ZM213 57V56H211ZM216 57L218 58V55H216ZM227 57V56H226ZM245 57V56H244ZM243 57V58H244ZM252 57V56H251ZM225 58V57H224ZM235 58V57H233ZM201 59V58H200ZM215 59V58H214ZM223 59V58H222ZM239 59V58H238ZM241 59V57H240ZM252 59V58H251ZM253 59H255L253 57ZM259 58H257L258 60ZM9 60V59H8ZM211 60V59H210ZM220 60V59H219ZM218 60V62H219ZM235 60V59H234ZM237 60V59H236ZM264 60V56H263V59ZM261 60V61H262ZM212 61V60H211ZM214 61V60H213ZM246 61V60H245ZM261 61L259 62V64L261 63ZM201 62V61H200ZM225 62V61H224ZM257 64L258 62L255 61ZM211 63V62H210ZM223 63V62H222ZM221 63V64H222ZM249 63V62H248ZM253 63V62H252ZM255 63V64H256ZM224 64V63H223ZM236 64V63H235ZM251 64V63H250ZM249 64V65H250ZM258 64V65H259ZM262 64V63H261ZM264 64V63H263ZM28 65V64H27ZM216 65V64H215ZM237 65V64H236ZM244 65V63H243ZM242 65V66H243ZM217 66V65H216ZM223 66V65H222ZM221 66V67H222ZM241 66V65H240ZM208 67V66H207ZM249 67V66H248ZM205 68V67H204ZM239 68V67H238ZM244 68V67H242ZM257 70L259 71H256L260 74H262L264 71H260L259 69H262L261 67H259L258 69V66L256 67ZM255 68V70H256ZM202 69V68H201ZM206 69V68H205ZM254 69V67H253ZM252 69V70H253ZM223 70V69H222ZM241 70V69H240ZM248 70V68H247ZM247 70H244V71H247ZM264 70V69H263ZM243 71V70H242ZM211 72V71H210ZM209 72V73H210ZM216 72V71H215ZM218 72V70H217ZM241 72V71H240ZM249 72V71H247ZM255 72V73H256ZM214 73V72H213ZM221 73V72H220ZM222 73H224L222 71ZM227 73V72H225ZM239 73V72H238ZM245 75H246V72H244ZM46 74V78H44L43 76ZM212 74V72L210 73ZM209 74V75H210ZM216 74V73H214ZM229 74V72H228ZM227 74V75H228ZM251 74V72L249 73ZM254 74V73H253ZM220 74L217 73V75L215 76H218ZM223 75V74H221ZM220 75V76H221ZM226 75V76H227ZM241 75V74H240ZM248 75V73H247ZM258 75V74H257ZM225 76V77H226ZM231 76V75H230ZM236 76V74H235ZM262 78H264L263 76L264 75H260ZM23 78L22 80H24L25 78V83H23V81L20 79V81H18V78ZM219 77V76H218ZM234 77V76H233ZM220 78V77H219ZM228 78V77H227ZM232 78V77H231ZM240 78V77H239ZM248 78V77H247ZM256 78L258 79L259 76H254L253 79ZM202 79V82H199L198 80ZM234 79V78H233ZM237 79V78H236ZM241 79V78H240ZM246 79V78H245ZM251 76H250V79L248 80H251ZM254 79V81L256 80ZM181 80H184L183 83L180 84V81ZM204 80V81H203ZM215 80V81H214ZM220 80V79H219ZM224 80V79H223ZM222 80V81H223ZM238 80V79H237ZM243 80V79H242ZM259 80H261L259 78ZM13 81V80H12ZM200 84H198L201 88L199 87H196V83L198 82ZM218 81V80H217ZM227 81V79L225 78L224 82ZM229 81H230V84H229ZM182 82V81H181ZM220 82V81H219ZM218 82V83H219ZM228 83L225 84L222 82V84H218L217 82L215 84L217 85H220V89H217L218 91L220 90L222 95H224L225 97L228 95V93H230V91L232 90H236L235 88L233 89V80L229 79L227 81ZM239 82V81H238ZM242 82V81H241ZM249 82V81H247ZM246 82V84H247ZM259 83H261L260 81H258ZM18 83V84H17ZM250 83V82H249ZM214 84V85H215ZM224 84V85H223ZM246 84H244L243 86H245ZM257 86H259L260 84L256 83ZM197 85V86H198ZM215 85V86H217ZM241 85V84H240ZM239 85V86H240ZM254 85V83H253ZM263 86V84H261ZM260 85V87H261ZM15 86H12L13 88ZM249 86V85H248ZM255 86L253 88H255ZM10 88L11 85L9 86ZM193 87H196V88H193ZM8 88V89H10ZM199 88V89H197ZM212 88H213V91H212ZM244 88H247L244 87ZM251 88V86H250ZM251 88V89H253ZM255 88V89H256ZM259 88V87H258ZM257 88V89H258ZM196 89V90H195ZM1 90V89H0ZM14 90V89H13ZM200 90V91H201ZM260 90V89H258ZM261 90L263 91V89L261 88ZM238 91V90H237ZM240 91V90H239ZM245 91V90H244ZM248 91V90H246ZM261 91V92H262ZM10 92V91H9ZM199 92V91H198ZM233 92V91H232ZM236 92V91H235ZM257 92V91H256ZM260 92V91H259ZM1 93V92H0ZM201 93V92H200ZM211 93V94H210ZM214 94H216L215 92H213ZM254 93H255V90H254ZM253 93V94H254ZM258 93V92H257ZM7 94V93H6ZM9 94V93H8ZM219 94V92H218ZM243 94H245L243 92ZM242 94V96H243ZM249 94V92H248ZM251 96H252V93H250ZM249 94V95H250ZM264 92L261 94V96L264 98L263 96ZM219 94V96H222ZM235 95V94H234ZM239 95V94H238ZM257 94H255L254 96H256ZM259 95V94H258ZM9 96V95H8ZM215 96V95H214ZM217 96V94H216ZM231 96V95H230ZM229 96V97H230ZM245 96V95H244ZM248 96V95H247ZM1 97V96H0ZM212 97V96H210ZM236 97V96H235ZM240 97H241V93H240ZM3 98V97H1ZM12 98V97H11ZM45 98V99H44ZM48 98V99H46ZM66 98V100H65ZM223 98V97H222ZM228 98V97H227ZM242 98V97H241ZM252 98V97H251ZM238 101V98H235L234 100ZM256 99V98H255ZM259 99V97H258ZM258 99L256 101H258ZM261 99V98H260ZM209 100V98H208ZM220 101L222 99H219ZM218 100V101H219ZM224 100V99H223ZM222 100V102H223ZM225 100H228V99H225ZM241 100V99H240ZM242 100H245V99H242ZM241 100V101H242ZM263 100V99H262ZM262 100H259V102H261ZM1 101V100H0ZM64 101V102H62ZM212 101V99L210 100V102ZM215 100L213 99V102ZM234 101V102H235ZM240 101V102H241ZM250 101V100H248ZM212 102V104H213ZM227 102V101H226ZM224 101V103H226ZM246 102V101H245ZM15 103V104H16ZM205 104L207 103L204 102ZM215 103V102H214ZM221 103V102H220ZM223 103V105H224ZM239 103V102H238ZM243 103V102H242ZM249 103V102H248ZM247 103V104H248ZM252 103V102H251ZM254 103V102H253ZM252 103V105H253ZM262 103V102H261ZM14 104V105H15ZM202 104V105H201ZM222 104V103H221ZM227 104V103H226ZM225 104V106H226ZM245 104V103H244ZM250 104V103H249ZM257 104V103H256ZM260 104V103H259ZM1 105V104H0ZM207 105V104H206ZM231 105V104H230ZM234 105V103H233ZM241 105V104H240ZM205 106V105H204ZM208 106H211L210 103L208 104ZM215 106V105H214ZM222 106V105H221ZM220 106V107H221ZM232 106V105H231ZM242 106V105H241ZM246 106V105H243V107ZM257 106V105H256ZM264 105H261L260 107L261 108H264L262 107ZM18 107H17V110H18ZM213 107V105L211 106ZM210 108L213 109V108ZM219 107V108H220ZM228 107V106H227ZM248 107V106H247ZM254 107V106H253ZM259 107V108H260ZM204 108V107H203ZM236 108V107H235ZM240 108V107H239ZM259 108H256L258 109V111L260 112ZM260 108V109H261ZM204 109H207L206 107ZM234 110V108H232ZM248 109V108H247ZM255 109V108H254ZM98 110V111H96ZM203 110V109H202ZM221 110V108L219 109ZM223 110V109H222ZM221 110V113L224 112ZM229 110V109H228ZM227 110V111H228ZM231 110V109H230ZM244 110V108H243ZM246 110V109H245ZM261 110H264V109H261ZM3 111V110H2ZM1 111V112H2ZM15 111V110H14ZM31 110V112H33ZM205 113H206V110H204ZM209 111V109H208ZM249 111V109L247 110ZM17 112V111H16ZM18 112H20L18 110ZM20 112V113H21ZM30 112V111H29ZM95 112H98V115H96V117L92 118L91 114H95ZM257 112V111H256ZM263 111H261L260 113H262ZM5 113V112H3ZM19 113V115H20ZM21 113V114H23ZM71 113V116L72 114L73 115H76L74 117H76V121L72 120V121H69V114ZM233 113V112H232ZM241 113V112H240ZM258 113V112H257ZM259 113V114H260ZM16 114V113H15ZM97 114V113H96ZM235 114V113H234ZM250 114V113H249ZM258 114V115H259ZM12 115V114H11ZM14 115V114H13ZM18 115V113H17ZM25 115V114H24ZM203 115V114H202ZM255 115V114H254ZM2 113L0 114V123H2V120H4V116L2 117ZM23 116V115H22ZM21 116V117H22ZM204 116V115H203ZM246 116V114H245ZM251 116V114H250ZM263 116V115H261ZM13 117V116H12ZM19 117V116H18ZM47 117V116H45ZM220 116H218V119H219ZM249 117V116H248ZM260 117V116H258ZM3 118V119H2ZM6 118V116H5ZM23 118V117H22ZM73 118V117H72ZM191 118V119H190ZM197 118V119H198ZM201 118V116H200ZM251 118V117H250ZM263 118V117H262ZM11 119V118H10ZM14 119V118H13ZM18 119V118H17ZM43 119V118H42ZM47 119V118H46ZM216 119V118H214ZM217 119V120H218ZM240 119V118H239ZM248 119V118H247ZM25 120V119H24ZM28 120V119H27ZM26 120V121H27ZM45 120V119H44ZM51 120V121H52ZM71 120V119H70ZM199 120V119H198ZM203 120H204V117H203ZM205 120H206V117H205ZM264 120V118H263ZM9 121V120H8ZM15 121V120H14ZM13 121V123H14ZM23 121V120H22ZM25 121V122H26ZM49 121V120H47ZM215 121V120H214ZM213 121V122H214ZM237 121V119L235 120ZM257 121V120H256ZM18 122V120H17ZM23 122V124L25 123ZM31 122V121H30ZM42 122V121H41ZM40 122V123H41ZM44 122V121H43ZM57 122V124H59ZM71 122V123H70ZM201 122V120H200ZM217 121H215L216 123ZM219 122V121H218ZM238 122V121H237ZM236 122V123H237ZM257 122H260V121H257ZM256 122V123H257ZM9 123V122H8ZM49 123V122H48ZM54 123V121H53ZM52 122L48 124H46L47 126H50V124H53ZM56 123V122H55ZM220 123V122H219ZM253 123V122H252ZM251 123V124H252ZM261 123V122H260ZM259 123V124H260ZM263 123V121H262ZM261 123V124H262ZM10 124V123H9ZM15 124V123H14ZM17 124V123H16ZM39 124V123H37ZM43 125V123H41ZM45 124V123H44ZM255 124V123H254ZM258 124V123H257ZM258 124V125H259ZM264 124V123H263ZM5 125V124H4ZM27 125H29L27 123ZM35 125V124H34ZM40 125V124H39ZM38 125V126H39ZM46 125H43V126H46ZM73 125V124H72ZM182 125V126H181ZM222 125V124H221ZM242 125V124H241ZM3 126V124H2ZM6 126H9L8 124H6ZM19 126V124L17 125ZM30 126H31V123H30ZM37 126V127H38ZM42 126V127H43ZM183 127V129L181 127ZM192 126H194V128L197 130H193ZM201 126V125H200ZM215 126V125H214ZM240 126V125H239ZM261 126H264V125H261ZM13 126H11L12 128ZM33 127H36V126H33ZM33 127L31 126V129H33ZM41 127V126H40ZM54 127V126H53ZM179 127L183 130L182 132L179 131ZM256 127H258L256 125ZM254 127V128H256ZM6 128V127H5ZM16 128V127H15ZM14 128V129H15ZM30 129V127H28ZM72 128V127H71ZM143 128H145V131L143 130ZM260 128V127H259ZM21 129V128H20ZM38 129V128H37ZM45 129V128H43ZM90 129L91 130V133L89 134H86V130ZM257 129V128H256ZM263 129V127H262ZM260 128V130H262ZM1 130V128H0ZM6 130H8L6 128ZM6 130H4V132H6ZM13 130V128L11 129V131ZM23 130V129H22ZM47 130H49L47 128ZM51 130V129H50ZM49 130V131H50ZM56 130V129H55ZM89 130V131H90ZM227 130V129H226ZM258 130V129H257ZM3 131V130H2ZM10 131V132H11ZM236 131H239L236 129ZM264 131V129H263ZM8 132V131H7ZM6 132V133H7ZM15 132H16V129H15ZM21 132V131H20ZM25 132V131H24ZM38 132H40L38 130ZM45 132H46V129H45ZM240 132V131H239ZM253 132V130H252ZM262 131H260V135L263 136L262 134H264L263 132L261 133ZM6 133L5 134H1L0 133V156L4 155L5 157L7 156V153L10 151L8 150L9 148H11V146L8 147V144L12 143H8V137L9 136H6ZM13 131H12V137L14 138L13 136ZM18 133V132H16ZM34 133V132H33ZM37 133V132H36ZM42 133V132H41ZM55 133V132H54ZM223 133V132H222ZM242 133V132H241ZM244 133H248L247 131L244 132ZM256 133V132H255ZM9 133H7L8 135ZM10 134V136H11ZM25 134V133H24ZM22 134V135H24ZM44 134V133H43ZM49 134V133H48ZM227 134V133H226ZM233 134V133H232ZM231 134V135H232ZM237 134V133H236ZM15 135V134H14ZM35 135V133L33 134ZM37 135V134H36ZM47 135V133L45 134ZM51 135V134H49ZM242 135V134H241ZM249 135V134H248ZM18 136V135H17ZM39 136V133L38 135ZM213 136V135H212ZM227 136V135H226ZM244 136V135H242ZM242 136H238L240 138H243ZM256 136V135H255ZM20 137V134L19 136ZM17 137V138H18ZM23 137V136H22ZM21 137V138H22ZM28 137V135H27ZM42 137V136H41ZM47 137V136H46ZM44 137L43 135V138L39 139L40 143H43L44 145L45 144H48V136L47 138ZM52 137V136H51ZM56 137V136H55ZM211 137V136H210ZM234 137V136H233ZM236 137V135H235ZM237 137V138H238ZM246 137V136H245ZM249 137V136H247ZM246 137V139H247ZM10 138V137H9ZM17 138H14L17 139ZM24 138V137H23ZM30 138V137H29ZM61 138V136H60ZM69 138V137H68ZM231 138V137H230ZM255 138H258V137H255ZM260 138V137H259ZM264 138V137H263ZM262 138V140H263ZM27 139V138H26ZM51 139V138H50ZM49 139V140H50ZM57 139V138H56ZM62 139V138H61ZM76 139V140H77ZM239 139V138H238ZM251 139V138H250ZM261 139V138H260ZM13 140V139H12ZM13 140V142H14ZM22 139H20L21 141ZM24 140V139H23ZM28 140V139H27ZM70 140V138H69ZM205 140V141H204ZM207 140V141H208ZM231 140V139H230ZM249 140V139H248ZM17 141V140H16ZM19 141V142H20ZM32 141V140H31ZM30 141V142H31ZM55 141V140H54ZM184 142L186 141V145H185V149L182 150V152H180V148H179V144H182L181 142ZM206 141V142H207ZM218 141V140H217ZM220 141V140H219ZM241 141V140H240ZM244 141V139H243ZM18 142V141H17ZM16 142V143H17ZM23 142V141H22ZM29 142V141H27ZM51 142V141H50ZM210 142V141H208ZM207 142V145L209 144ZM247 142V140H246ZM263 142V141H262ZM15 143V142H14ZM15 143V145H16ZM25 143V142H24ZM33 144L35 142H32ZM39 143V142H38ZM39 143V144H40ZM235 143V140L234 142ZM232 143V144H233ZM238 143V142H237ZM243 143V142H241ZM240 143V144H241ZM248 146L245 144L244 148H242L243 150H248L247 154L244 155L245 156H249V155H255V153H259L257 152L258 150H260V152H262V154L264 155V143L262 145V148L257 150V147H258V140H254V137H253V140L252 141H248ZM18 144V143H17ZM22 143H20L21 145ZM28 144V143H26ZM25 144V145H26ZM42 144V145H43ZM50 144V143H49ZM52 144V142H51ZM24 145V146H25ZM32 145V144H30ZM29 145V146H30ZM210 145V144H209ZM208 145V146H209ZM236 145V144H235ZM15 149V146L12 145ZM18 146V145H16ZM27 146V145H26ZM48 146V145H46ZM45 146V147H46ZM50 146V145H49ZM76 146V145H75ZM181 146V145H180ZM214 149H216L218 147V143L215 144L214 143ZM239 146V145H238ZM241 146V145H240ZM51 147V146H50ZM61 147V146H60ZM90 147V146H89ZM92 148V146H91ZM95 148V147H94ZM219 148V147H218ZM240 148V147H239ZM240 148V149H241ZM12 151H13V148H11ZM24 149V148H23ZM22 149V150H23ZM26 149V147H25ZM237 149V148H235ZM241 149V150H242ZM100 150V149H99ZM102 150V149H101ZM100 150V151H101ZM107 150V149H106ZM209 150V149H208ZM220 150V149H219ZM222 150V149H221ZM220 150V151H221ZM240 150V151H241ZM27 151V150H26ZM29 151V150H28ZM83 151H86L85 149H83ZM99 151V153H100ZM103 151V150H102ZM101 151V152H102ZM212 151V150H210ZM215 151V150H214ZM98 152V151H97ZM109 152V151H108ZM224 152V150H223ZM222 152V153H223ZM242 152V151H241ZM240 152V153H241ZM11 155H12V152H9ZM98 153V154H99ZM207 153V151L205 152ZM216 153V152H215ZM6 154V155H5ZM27 154V153H25ZM24 154V155H25ZM85 154H88L90 156H92V153L86 151ZM102 154V153H101ZM204 154V153H203ZM210 154V153H209ZM10 155V156H11ZM205 155V154H204ZM207 155V154H206ZM241 155V154H240ZM16 156V155H15ZM231 155H229L228 153V156H225L224 159L222 160L223 161V164H222V171L223 174L226 176L229 172V170L231 169L230 168V165L229 163L231 162V160L229 159ZM257 156V155H256ZM261 156V154L259 155ZM9 157V156H7ZM12 157V156H11ZM102 157V156H101ZM218 158V156H216ZM243 157V158H244ZM262 157V156H261ZM4 158V157H3ZM15 158V157H14ZM197 158V157H196ZM248 158V157H246ZM251 158V157H249ZM90 159V158H89ZM97 159V158H96ZM194 159V158H193ZM210 159V158H209ZM208 159V160H209ZM260 159V158H258ZM264 159V158H263ZM6 160V159H5ZM4 160V161H5ZM8 160V158H7ZM6 160V163H8V161ZM10 160V158H9ZM12 160V158H11ZM10 160V161H11ZM213 160V159H212ZM241 160V159H240ZM253 160V159H252ZM262 160V158L260 159ZM259 160V161H260ZM101 161V160H100ZM210 161V160H209ZM208 161V162H209ZM245 161V160H244ZM264 161V160H263ZM1 162V161H0ZM31 162V161H30ZM34 162V161H33ZM42 162V161H41ZM113 162V163H112ZM187 162V161H186ZM247 163L249 162L248 160L246 161ZM254 162V161H253ZM5 163V164H6ZM11 163V162H10ZM15 163V162H14ZM13 163V164H14ZM101 163V162H100ZM32 164V163H31ZM105 164V165H106ZM189 163H187L188 165ZM191 164V163H190ZM189 164V165H190ZM193 164V162H192ZM198 166H200L199 164L201 163H197ZM195 163V165H197ZM212 164V163H211ZM240 163H237V166L239 165ZM249 164V163H248ZM259 163H257L258 165ZM264 164V163H263ZM1 165V164H0ZM99 165V164H98ZM101 165V164H100ZM194 165V164H193ZM194 165V166H195ZM202 165V164H201ZM5 165H3L4 167ZM10 166V165H8ZM12 166V164H11ZM26 166V165H25ZM24 166V167H25ZM30 166V164H29ZM34 166V165H33ZM38 166V165H37ZM244 165H240V168L243 167ZM248 166V165H246ZM250 166V165H249ZM248 166V168H249ZM252 166V165H251ZM261 166V165H260ZM259 166V167H260ZM2 166H0L1 168ZM36 167V166H35ZM101 167V166H100ZM189 167V166H188ZM193 167V166H192ZM203 166H201V169ZM210 167V166H209ZM262 167V166H261ZM264 167V165H263ZM14 168V167H13ZM32 168V167H31ZM70 168V167H69ZM72 168V167H71ZM182 168V166H181ZM195 170H197V166L196 167H193ZM192 168V169H193ZM239 168V167H238ZM246 168V167H245ZM7 169V167H6ZM33 169V168H32ZM74 169V168H73ZM77 169V167H76ZM190 169V171L192 170ZM253 169V168H252ZM256 169V168H255ZM264 169V168H263ZM4 169H2L3 171ZM9 170V169H8ZM7 170V171H8ZM12 170V169H11ZM40 170V169H39ZM56 170V169H55ZM105 169L101 170V171H104ZM179 170V171H178ZM241 170H243L241 168ZM248 170V169H247ZM246 170V171H247ZM254 170V169H253ZM257 171H259V169H256ZM255 170V172H256ZM34 171V170H33ZM77 171V170H76ZM100 171V170H99ZM107 171V169H106ZM199 171V169H198ZM202 171V170H200ZM199 171V173H200ZM17 172V171H16ZM40 172V171H39ZM52 172V171H51ZM69 172V171H68ZM71 172V170H70ZM105 172V171H104ZM189 172V171H188ZM236 172V171H235ZM242 172V171H241ZM29 173V171H28ZM53 173V172H52ZM73 173V171H72ZM75 173V172H74ZM103 173V172H102ZM106 173V172H105ZM109 173V172H108ZM236 173H239L238 171ZM234 174V172L231 173V175L233 174L234 177H236L238 174ZM254 173V172H253ZM262 174L264 173L263 171L261 172ZM5 174H6V171H5ZM8 174V173H7ZM11 174V173H10ZM15 174V173H14ZM40 175V173H38ZM43 174H46L45 172H43ZM71 174V173H70ZM107 174V173H106ZM110 174V173H109ZM186 174V173H185ZM188 177L190 179V177L192 176H195L193 174L194 173V170H192L190 173H188ZM197 174V173H196ZM221 174V173H220ZM243 175V173H240ZM246 176H247V173H245ZM257 174V173H256ZM255 173L252 175V181H253V177L258 179V187L259 188L261 186L260 184V181L262 182V180H259V178L261 177L259 172H258V176L255 177L256 175ZM22 175V173H21ZM37 175V174H36ZM42 175V174H41ZM47 175V174H46ZM49 175V173H48ZM69 175V173H68ZM72 175V174H71ZM75 176L77 175L74 174ZM180 175V178H182L181 174ZM236 175V176H235ZM241 175V176H242ZM4 176V175H3ZM27 177V175H25ZM33 176V174H32ZM52 176V175H51ZM184 176V175H183ZM198 176V174L196 175ZM213 176V175H211ZM240 176V175H239ZM238 176V177H239ZM248 176H249V173H248ZM251 176V174H250ZM249 176V177H250ZM263 176V175H262ZM5 177V176H4ZM34 177H35V174H34ZM40 177V176H39ZM42 177V176H41ZM48 177V176H47ZM72 177V176H71ZM187 176H184L183 178H185ZM222 177V175H221ZM234 177L231 178L232 180H234ZM248 177V179H249ZM259 177V178H258ZM21 178V177H20ZM23 178V177H22ZM28 178V177H27ZM25 178V181L26 179ZM36 178V177H35ZM35 178H32V179H35ZM54 177L52 176V179ZM70 178V177H69ZM69 178H68V181H69ZM104 178V176H103ZM179 178V177H178ZM206 178V177H205ZM209 178L210 175H209ZM224 178V176H223ZM226 178V177H225ZM246 178V177H245ZM24 179V178H23ZM30 179V178H28ZM40 179V178H39ZM74 179V177H73ZM110 180L112 178H109ZM186 179V178H185ZM185 179L182 180V183H184V181H186ZM188 179V178H187ZM250 179V180H251ZM36 182L35 184H33V182L31 181L28 185V189H27V182L25 183L22 182V184L20 185V189L23 190V188H26L25 190H29V188H35L34 190H36V187H37V184H39L40 182L38 181V179H35ZM34 180V181H35ZM46 180V178H45ZM48 180H50V177L48 178ZM47 180V181H48ZM107 180V178H106ZM191 180H193L191 178ZM190 180V181H191ZM212 180V178H211ZM236 180V179H235ZM246 180V179H245ZM55 181V180H53ZM71 181V180H70ZM75 181V180H74ZM73 181V182H74ZM108 181V180H107ZM112 181V180H111ZM110 181V182H111ZM188 181V180H187ZM189 181V182H190ZM206 181V179H205ZM209 182V180H207ZM249 181V180H248ZM247 181V182H248ZM255 181V180H254ZM253 181V182H254ZM1 182V181H0ZM5 182V181H4ZM7 182V181H6ZM5 182V183H6ZM20 182V181H19ZM39 182V183H37ZM44 183H46L45 181H43ZM42 182V179H41V183ZM57 182V181H56ZM102 182V181H101ZM114 182V181H113ZM145 182V187L143 186V184L141 186H143L144 188H141L143 190H140V183H143ZM230 182V181H229ZM240 182V181H239ZM243 182V181H242ZM250 183H253L251 181H249ZM263 182H264V178H263ZM3 183V181L1 182ZM71 183V182H70ZM76 183V182H75ZM181 183V182H180ZM187 183V182H186ZM227 183V182H226ZM230 183H234V182H230ZM236 183V182H235ZM234 183V185H235ZM8 184V183H7ZM33 184V186H32ZM50 184V183H48ZM53 184V183H52ZM55 184V182H54ZM57 184V183H56ZM104 184V183H103ZM107 184V183H106ZM116 184H118L116 186ZM240 184H243V183H240ZM245 184L246 181H245ZM243 184L242 186L244 187ZM1 185V184H0ZM3 185V184H2ZM40 185V184H39ZM38 185V186H39ZM45 185V184H44ZM43 185V186H44ZM74 185V184H73ZM86 185V184H84ZM83 185V186H84ZM87 185H88V182H87ZM250 185V184H249ZM254 185V183L252 184ZM250 185V187L252 186ZM257 185V184H256ZM8 186V185H7ZM51 186V185H49ZM57 186V185H56ZM103 186V185H102ZM107 186V185H106ZM180 186V185H179ZM231 186L232 184L230 185V189H231ZM240 186V185H239ZM239 186L236 188V189H239ZM246 186V185H245ZM3 187V186H2ZM16 187V186H15ZM40 187V186H39ZM47 187V186H46ZM45 187V188H46ZM55 187V186H54ZM81 187V186H80ZM85 187V186H84ZM105 187V186H104ZM109 187V186H108ZM249 187V189H250ZM5 188V187H4ZM17 188V187H16ZM43 188V187H42ZM48 188V187H47ZM100 188H101V185H100ZM106 188V187H105ZM109 187V189H112ZM248 188V187H247ZM32 189V190H33ZM84 189V188H83ZM81 189V190H83ZM87 189L89 190V188L87 187ZM240 189H243L241 188L240 186ZM239 189V190H240ZM24 190V191H25ZM44 190V189H43ZM43 190L41 189V192L43 193ZM48 189H46V191H44L45 193L47 192ZM80 190V188H79ZM81 190L79 192H81ZM86 190V189H85ZM84 190V191H85ZM101 190V189H100ZM166 190V189H165ZM233 190V189H232ZM231 192H233L232 195H235L237 194V196H239L238 193H236L235 191L237 190H233ZM256 190V188H255ZM263 190L262 188L260 189V191ZM4 191V190H3ZM6 191V190H5ZM20 191V190H19ZM37 191H39V188L37 187ZM55 191V190H54ZM53 191V192H54ZM83 191V192H84ZM107 191V190H106ZM143 191V192H142ZM168 191V192H169ZM178 191H180L178 189ZM227 191V190H226ZM241 191V190H240ZM239 191V192H240ZM259 191V192H260ZM2 192V191H1ZM23 192V191H21ZM27 193V191H25ZM51 192V191H50ZM52 192V193H53ZM78 192V193H79ZM88 192V191H87ZM102 192V191H100ZM147 192V191H146ZM167 192V193H168ZM229 192V190H228ZM255 193L257 191H254ZM264 192V191H263ZM35 193H38L35 191ZM34 193V195H35ZM52 193H49L52 194ZM86 193V192H85ZM104 193V192H103ZM112 193V192H111ZM116 193V192H115ZM213 193V192H212ZM242 192H240V195H243L241 194ZM262 193V191H261ZM259 193V195L261 194ZM23 194V193H22ZM20 194V195H22ZM29 194V193H28ZM33 194V193H32ZM39 194V193H38ZM38 194H37V197H38ZM95 194V193H94ZM97 194L99 195V193L97 192L96 193V197H97ZM113 194V193H112ZM134 194V196H136ZM146 194V193H145ZM144 194V195H145ZM166 194V193H165ZM216 194V193H214ZM226 194V193H225ZM228 194V193H227ZM226 194V195H227ZM258 195V192L256 193ZM33 195V196H34ZM45 194H43L44 196ZM55 196V194H53ZM52 195V196H53ZM59 195V194H58ZM102 195V194H100ZM109 195V194H108ZM115 195V194H114ZM133 195V193H132ZM139 195V194H138ZM143 194H141L140 196H144ZM150 195V194H149ZM148 195V196H149ZM208 195V194H207ZM212 195V194H211ZM218 195V193H217ZM225 195V197H226ZM229 195V194H228ZM227 195V197H228ZM264 195V193L262 194V196ZM24 196V194H23ZM36 196V195H35ZM94 196V195H93ZM131 194H129V198H130ZM138 196V197H140ZM180 196V195H178ZM182 196V195H181ZM209 196V199L211 201V196ZM244 196V195H243ZM242 196V198H243ZM28 197V196H27ZM31 197V196H30ZM29 197V198H30ZM48 195H46L45 198H43V204L47 206H49V202L50 200V197H48ZM84 197V196H82ZM95 197V198H96ZM101 197V196H100ZM99 197V198H100ZM107 197V196H106ZM111 197V196H110ZM133 197V196H132ZM166 197V196H165ZM213 197V196H212ZM218 197V196H217ZM230 197V195H229ZM228 197V198H229ZM241 196H239L240 198ZM260 197V196H259ZM34 198V197H33ZM55 198V197H54ZM59 198V197H58ZM98 198V199H99ZM146 198V197H145ZM232 199V197H230ZM230 198L229 200L226 199L227 203L230 201ZM235 198V197H234ZM32 199V198H31ZM30 199V200H31ZM39 199H42V197ZM56 199V198H55ZM55 199L54 202H55ZM80 199V198H79ZM82 199V198H81ZM101 199V198H100ZM109 199V197L107 198ZM115 199V198H114ZM114 199H109V201H111L110 203H112V201ZM115 199V201L117 202V200ZM136 199V197H135ZM141 199V197H140ZM139 199V200H140ZM181 199V197H180ZM182 199H183V196H182ZM24 200V199H23ZM83 200V199H82ZM118 200V202H119ZM138 200V199H137ZM138 200V201H139ZM166 200V199H165ZM167 200V201H168ZM206 200V199H205ZM204 200V201H205ZM233 200V199H232ZM25 201H29V200H26ZM33 201V200H32ZM57 203L59 201V199L56 200ZM99 201V200H97ZM130 201V200H129ZM129 201H128V205L129 204ZM137 201V204L139 205ZM141 201H143V199H141ZM182 201V200H181ZM209 201V200H208ZM209 201V202H210ZM234 201H237L234 199ZM240 201V199H239ZM22 202V201H21ZM34 202V201H33ZM100 202V201H99ZM102 202V201H101ZM107 202V200H106ZM114 202V201H113ZM136 202V200H135ZM183 202V201H182ZM182 202H180L182 204ZM238 202V201H237ZM242 202V201H240ZM27 202H25V205H26ZM29 203H31V201H29ZM36 203V202H35ZM34 203V204H35ZM40 203V202H39ZM37 203V204H39ZM57 203L55 202V204L57 205ZM133 203V202H132ZM150 203V202H149ZM164 203V202H163ZM162 203V205H163ZM175 203V202H174ZM175 203V204H176ZM187 203V202H186ZM203 203V202H202ZM207 203V200L206 202H204L203 204ZM213 203V202H211ZM230 203V202H229ZM53 204V202L51 203ZM144 204V203H143ZM148 204V202H147ZM152 204V203H151ZM151 204H148L150 206H152ZM167 204V203H166ZM172 204V203H171ZM165 205V204H164ZM169 205V204H168ZM179 205V203H178ZM184 205V204H182ZM182 205H179V207H182ZM214 205V204H213ZM225 205V203H224ZM233 205V204H232ZM230 205V207L232 206ZM237 205V204H235ZM241 205V204H239ZM238 205V206H239ZM21 206V205H20ZM27 206V205H26ZM25 206V207H26ZM42 206V205H41ZM100 207V205H98ZM110 206V205H108ZM117 206V205H116ZM113 207L115 210H118L119 208L121 207ZM134 208H136V206H134V203L132 205ZM131 206V207H132ZM177 206V205H176ZM187 207H191V206H188L186 205ZM215 206V205H214ZM226 206V205H225ZM243 206V204L241 205ZM2 207V206H1ZM24 207V208H25ZM35 207V205H33V208ZM51 208V205L49 206ZM54 207V206H53ZM138 207V206H137ZM155 207V205H154ZM163 207V206H162ZM171 207V206H170ZM202 207V205H201ZM212 207V206H211ZM240 207V206H239ZM238 207V208H239ZM32 208V209H33ZM110 208V207H109ZM141 208V207H140ZM144 208V207H142ZM150 208V207H149ZM160 208V206H159ZM158 208V209H159ZM164 208V207H163ZM169 208V207H168ZM172 208H174V206H172ZM205 208H207L206 206L202 209L204 210ZM233 208V207H232ZM245 208L244 206L242 207V209ZM1 209V208H0ZM27 209V208H26ZM35 209V208H34ZM38 209V208H37ZM42 209V208H41ZM44 209V208H43ZM42 209V210H43ZM127 209V208H126ZM130 206H129V210H130ZM139 209V207L137 208ZM162 208H160L161 210ZM166 209V207H165ZM171 209V208H170ZM188 209V208H187ZM225 209V208H224ZM234 209V208H233ZM240 209V208H239ZM240 210V213L241 211H244V210ZM39 210V209H38ZM53 210V208H52ZM56 211V209H54ZM104 210V209H103ZM107 210V208H106ZM127 209V212L129 211ZM136 210V209H135ZM148 210V208H147ZM151 210V209H149ZM178 210V212L181 213L182 209L179 211V209H176ZM229 209H226L225 212H229L228 211ZM246 210V209H245ZM32 211V210H30ZM29 211V212H30ZM37 211V210H36ZM55 211L53 213H55ZM125 211V210H124ZM143 211V210H142ZM145 211V209H144ZM143 211V212H144ZM209 211V210H208ZM216 211V210H215ZM217 211H218V208H217ZM216 211V212H217ZM236 211L239 212V210L237 209ZM251 210H249L250 212ZM1 212V211H0ZM21 212V211H20ZM23 212V211H22ZM38 212V211H37ZM45 212H47L45 210ZM44 212V213H45ZM52 212V211H51ZM50 212V213H51ZM105 212V211H104ZM126 212V213H127ZM140 212V210L138 211ZM141 212V213H143ZM152 212V211H151ZM156 213V211H154ZM161 212V211H160ZM178 212H175V213H178ZM183 212V211H182ZM210 212V211H209ZM246 212V211H245ZM248 212V213H249ZM32 213H36V212H32ZM43 213V214H44ZM140 213V214H141ZM158 213V212H157ZM156 213V214H157ZM180 213H178L180 215ZM202 213L201 211L199 212V214ZM205 212H203L204 214ZM239 213V214H240ZM247 213V212H246ZM247 213V216H245V218L247 217L248 219L251 218V217H248L250 215H248ZM252 213V212H251ZM261 213V212H260ZM42 214V215H43ZM113 214V213H112ZM134 214V213H133ZM139 214V213H138ZM150 212L148 214V216L150 217ZM161 214V213H160ZM182 214V213H181ZM184 214V213H183ZM203 214L200 216H203ZM225 213L223 212V215ZM233 214V213H231ZM242 214V213H241ZM240 214V215H241ZM253 214V213H252ZM255 214V213H254ZM45 215V214H44ZM43 215V216H44ZM47 215V214H46ZM54 215V214H52ZM57 215V213L55 214ZM107 215V214H106ZM109 215V214H108ZM107 215V216H108ZM111 215V214H110ZM115 215V214H114ZM127 215V214H126ZM145 215V214H143ZM154 215V213L152 212V215H151V218L152 216ZM168 215V214H167ZM208 215V214H207ZM226 215V214H225ZM236 214L233 215V218ZM243 215V214H242ZM262 215V213H261ZM29 216H31L29 214ZM50 216V215H48ZM103 216V215H102ZM106 216V217H107ZM117 216V215H116ZM125 216V214H124ZM129 216V214H128ZM127 216V218H128ZM136 215H134L135 217ZM171 216V214H170ZM176 216V215H175ZM199 216V217H200ZM205 216V215H204ZM204 216L202 218H204ZM238 216V217H237ZM236 217L237 218H240L239 215H237ZM252 216V215H250ZM33 217V216H32ZM54 217V216H53ZM112 217V216H110ZM109 217V218H110ZM114 217V216H113ZM118 217V216H117ZM120 217V216H119ZM123 217V216H122ZM130 217V216H129ZM133 217V216H132ZM137 217V216H136ZM145 217V216H144ZM156 217L158 218L159 216L156 215ZM178 217V216H177ZM183 217V216H182ZM225 217V216H224ZM256 217H258L256 215ZM263 217V215H262ZM26 218V217H25ZM28 219H30L29 217H27ZM34 218V217H33ZM38 218V217H37ZM42 218V217H40ZM44 220L45 217H43ZM48 218V217H46ZM103 218H105L103 216ZM102 218V219H103ZM139 218V217H137ZM146 218V217H145ZM151 218H148V219H151ZM187 218V217H186ZM201 218V219H202ZM241 218L244 219V217L242 216ZM246 218V220H248ZM27 219V220H28ZM50 219L49 221L51 222V218H48ZM60 218L58 217V220ZM113 219V218H112ZM124 219V218H123ZM175 219V218H174ZM179 218H177V221H178ZM181 219V217H180ZM179 219V222L182 220ZM226 219V222L224 223H230L228 222V218H224ZM256 220L255 223H257L258 225L261 224L262 222H257V220H259V217L258 219L257 218H254ZM57 220V221H58ZM99 220V219H98ZM132 220V219H131ZM142 220V219H141ZM158 220V219H157ZM185 220V219H184ZM192 220V219H190ZM204 220V219H203ZM201 220V221H203ZM228 220V221H227ZM31 221V220H30ZM36 221V220H35ZM39 221V220H38ZM47 221V220H46ZM117 221V220H115ZM139 221H140V218H139ZM160 221V220H159ZM200 221V220H199ZM225 221V220H224ZM231 221V220H230ZM250 221H252V218L250 219ZM261 221V220H260ZM37 222V221H36ZM106 222V221H105ZM110 223V220L108 221ZM143 222L145 223V219L143 220ZM149 222V221H148ZM147 222V223H148ZM190 222V221H189ZM233 222V221H232ZM231 222V223H232ZM246 222V221H245ZM35 223V222H34ZM46 223V222H45ZM48 223V221H47ZM116 223V222H115ZM114 223V224H115ZM122 223V221H121ZM130 223V222H129ZM140 223V222H139ZM142 223V222H141ZM158 223V222H157ZM156 223V224H157ZM163 223V222H162ZM175 223V221H174ZM184 223V222H183ZM187 223V222H186ZM203 223V222H202ZM202 223L200 222V224L202 225ZM236 223V221H235ZM241 223V222H240ZM238 223V224H240ZM249 223V221H248ZM247 223V227L251 230L252 226L248 225ZM253 223V222H252ZM251 223V224H252ZM264 223V222H263ZM31 224V223H30ZM33 224V223H32ZM37 224V223H36ZM101 226H103L102 223H100ZM107 224V223H106ZM119 224V223H118ZM124 224V223H122ZM149 224V223H148ZM159 224V223H158ZM157 224V225H158ZM161 224V223H160ZM159 224V225H160ZM173 224V223H172ZM188 225H190V223H187ZM192 224V222H191ZM199 224V225H200ZM205 224V222H204ZM203 224V225H204ZM222 224V223H221ZM225 224V225H227ZM233 224V223H232ZM231 224V225H232ZM254 224V223H253ZM39 225V224H38ZM45 225L44 222L42 224V226ZM51 225V224H50ZM54 225V224H53ZM57 225V224H56ZM55 225V226H56ZM105 225V224H104ZM113 225V224H112ZM112 225H111V228H112ZM145 225V224H143ZM142 225V227H143ZM180 227H182L181 225V222L180 224ZM184 225V224H183ZM224 225V224H223ZM223 226V228H227L226 226ZM230 225V224H229ZM227 225V226H229ZM231 225L229 227H231ZM28 226V225H27ZM35 226V225H34ZM47 226V225H45ZM100 226V225H99ZM106 226V225H105ZM120 226V224H119ZM122 226V225H121ZM120 226V227H121ZM131 226V225H130ZM186 226V225H185ZM205 226V225H204ZM235 226V225H234ZM238 226V225H237ZM246 223L244 225V229H246ZM39 227V226H38ZM41 227V226H40ZM108 227V225L106 226ZM129 227V226H128ZM127 227V228H128ZM133 227V225L131 226ZM135 227V226H134ZM138 227V226H137ZM140 227V226H139ZM146 227V226H145ZM159 226H157L158 228ZM176 227H179V226H176ZM188 227V226H187ZM191 227V226H189ZM199 227V226H197ZM203 227V226H202ZM201 227V228H202ZM243 227V226H242ZM242 227H238V230ZM256 227V226H255ZM255 227L253 228L255 231ZM259 226H257L256 228H258ZM50 228V227H49ZM126 228V227H125ZM149 228V227H148ZM156 228V229H157ZM206 228V226L204 227ZM224 228V229H225ZM261 228H262V225H261ZM264 228V226H263ZM262 228V229H263ZM18 229V228H17ZM34 229V228H33ZM41 229V228H40ZM39 229V230H40ZM44 229V228H43ZM62 226H56L54 228V230L52 231V234H53V237H59L60 236V232L62 233ZM102 229V228H101ZM129 229V228H128ZM139 229V228H138ZM180 229V228H179ZM185 229V228H184ZM189 229V228H187ZM231 229V228H229ZM248 229V230H249ZM260 229V228H259ZM261 229V233L260 235H262V233L264 234V232L262 231ZM12 232H14L12 229H10ZM22 230V229H21ZM105 230V229H104ZM144 230V228H143ZM146 230V228H145ZM144 230V231H145ZM167 230V229H166ZM200 230V229H199ZM205 230V229H204ZM234 230V229H233ZM232 230V232H233ZM247 230V231H248ZM249 230V231H250ZM7 231V230H6ZM32 232V230H30ZM101 231V230H100ZM107 231V230H106ZM112 231V229H111ZM123 231V230H122ZM131 231V230H129ZM141 231V230H140ZM139 231V232H140ZM149 231V229H148ZM147 231V232H148ZM152 231V230H151ZM156 231V230H155ZM168 231V230H167ZM176 231V230H175ZM174 231V233H175ZM184 231V230H183ZM196 232V230H194ZM198 231V230H197ZM202 231V230H201ZM226 231V230H225ZM229 230H227L225 233H228ZM243 230H240V232H242ZM9 232V231H8ZM19 232V230H18ZM39 232V233H38ZM37 233L40 234V231H38ZM43 232V231H42ZM50 232V231H49ZM102 232V231H101ZM104 232V231H103ZM109 232V231H108ZM114 232H117V231H114ZM121 232V231H120ZM143 232V231H142ZM177 232H178V228H177ZM193 232V231H192ZM211 231H209L210 233ZM256 232V231H255ZM7 233V232H6ZM10 233V232H9ZM7 233V234H9ZM45 233V232H43ZM41 233V234H43ZM51 233V232H50ZM138 233V231H137ZM168 233V232H167ZM170 233L173 234V232L171 231ZM185 233V231H184ZM231 233V231H230ZM236 233V232H234ZM246 234L248 232H245ZM244 233V234H245ZM250 233V232H249ZM254 233V232H251V234ZM34 234V233H32ZM108 234V233H107ZM110 234V233H109ZM113 234V233H112ZM116 234V233H115ZM132 234H133V231H132ZM136 235V233H134ZM151 234V233H150ZM156 234V233H155ZM158 234V233H157ZM156 234V235H157ZM171 234V236H172ZM178 233H176L175 235H177ZM183 234V233H181ZM196 234V233H195ZM194 234V235H195ZM201 234V233H200ZM212 234V232L210 233V235ZM232 234V233H231ZM230 234V236H231ZM245 234V235H246ZM257 233H254L252 235H256ZM10 235V234H9ZM15 235V234H14ZM127 235H129L128 233L126 234V237ZM139 235V234H138ZM148 235V234H147ZM204 235V234H203ZM228 235V234H227ZM234 234H232L231 237H235L233 236ZM258 237L260 236L259 234H257ZM11 236V235H10ZM16 236V235H15ZM96 236V235H95ZM104 235H102L103 237ZM107 236V235H106ZM105 236V238H106ZM110 236V235H109ZM118 236V235H117ZM132 236V235H131ZM137 236V235H136ZM135 236V237H136ZM187 236V235H186ZM198 236V235H197ZM201 235H199L200 237ZM229 236V235H228ZM227 236V237H228ZM241 236V235H240ZM238 239H243V237H240ZM249 236V235H248ZM12 237V236H11ZM31 237V236H30ZM116 236H114L115 238ZM121 237V236H120ZM134 236L131 237V240ZM140 237V236H138ZM149 236H147L148 238ZM192 237V236H191ZM212 237L214 238V236L211 235V240H212ZM247 236H245V239H246ZM262 237V236H261ZM10 238V237H9ZM32 238V237H31ZM104 238V237H103ZM113 238V237H112ZM117 238V237H116ZM124 238V237H123ZM130 238V236H129ZM143 238V237H142ZM146 238V237H145ZM172 238V237H171ZM180 238V237H179ZM183 238V237H182ZM203 238V237H202ZM205 238V237H204ZM230 238V237H229ZM237 238V237H236ZM250 237H248V241ZM255 238V237H254ZM263 238V237H262ZM6 239V238H5ZM10 239H13V238H10ZM108 239L110 240V238L108 237ZM135 239V238H134ZM137 239V238H136ZM187 239V237H186ZM195 239V238H194ZM193 239V241H194ZM207 239V238H206ZM233 239V238H232ZM14 240V239H13ZM50 240V239H49ZM123 240V239H122ZM143 240V239H142ZM149 240V239H148ZM151 240V239H150ZM197 240V238H196ZM235 242L237 241V239H235ZM256 240V239H255ZM261 240V238H260ZM7 241V240H6ZM18 241V240H17ZM57 241V240H55ZM54 241V242H55ZM106 241V240H105ZM113 241V244H114V240ZM125 241V240H124ZM135 241V240H134ZM144 241V240H143ZM180 242V240H178ZM192 241V240H191ZM198 241V240H197ZM196 241V242H197ZM213 241V240H212ZM239 241V240H238ZM247 241V242H248ZM251 241H253V239L251 238ZM257 241L258 238H257ZM263 241V240H261ZM8 242V241H7ZM15 242V241H14ZM42 242V241H40ZM63 242V241H62ZM61 242V243H62ZM65 242V241H64ZM136 242V241H135ZM141 242V241H140ZM183 242V241H182ZM234 242V241H233ZM241 242V240H240ZM246 242V243H247ZM260 242V241H259ZM13 243V242H12ZM116 243V242H115ZM118 243V242H117ZM116 243V244H117ZM124 243V242H122ZM127 243V242H125ZM124 243V248H125V244ZM142 243V242H141ZM150 243V242H149ZM148 243V244H149ZM207 243V242H206ZM224 243V242H223ZM243 243V241L241 242ZM245 243V241H244ZM252 247L254 245L255 242H252ZM264 243V241H263ZM14 244V243H13ZM12 244V245H13ZM17 244V243H16ZM19 244V243H18ZM17 244V245H18ZM28 244V243H27ZM64 244V243H63ZM105 244V243H104ZM112 244V245H113ZM131 244V243H130ZM151 244V243H150ZM162 244V243H161ZM186 244V243H185ZM192 244V243H191ZM194 244V243H193ZM237 244V242H236ZM60 245V243L58 244ZM111 245V244H110ZM119 245V243H118ZM129 245V244H128ZM142 245V244H141ZM144 245V244H143ZM159 245V244H158ZM190 245V244H188ZM200 245V243H199ZM207 245V244H205ZM204 245V246H205ZM222 245V244H221ZM220 245V246H221ZM228 245V244H227ZM227 245H225L224 249L227 248ZM232 245V244H231ZM234 245V243H233ZM239 245V244H237ZM245 245V244H244ZM250 245V244H249ZM248 245V246H249ZM258 246L261 245V242L257 244ZM21 246V245H20ZM40 246V245H39ZM66 246V245H65ZM155 246V245H154ZM162 246V245H161ZM184 246V245H183ZM190 246H194V245H190ZM198 246V245H197ZM236 246V245H234ZM255 246V245H254ZM26 247V245H25ZM38 247V246H37ZM64 247V246H63ZM117 247V246H116ZM121 247V246H120ZM123 247V246H122ZM143 247V246H142ZM240 247V245L238 246ZM238 247H235V251L236 249L238 250ZM246 247V246H245ZM250 246V248H252ZM118 248V247H117ZM127 248V247H126ZM145 248V247H144ZM156 248V246H155ZM154 248V249H155ZM189 248V247H188ZM199 248V246H198ZM209 248V246H208ZM206 248V250L208 249ZM223 248V247H222ZM229 248V247H228ZM225 249L224 252L222 253H225L226 250ZM232 248V247H231ZM249 248V247H248ZM248 248H247V251H248ZM260 248V247H259ZM264 248V247H263ZM262 248V249H263ZM4 249V248H2ZM18 249V248H17ZM23 250V248H21ZM25 249V248H24ZM62 249H65V248H62ZM71 249V248H70ZM130 249V247H129ZM133 250L136 249V248H132ZM159 250V248H157ZM184 249V247H183ZM242 249V248H241ZM258 249V247L256 248ZM14 250V249H12ZM66 250V249H65ZM65 250H63L65 252ZM116 250V249H115ZM127 250V249H126ZM145 250V249H144ZM157 250V251H158ZM190 250V248H189ZM189 250H188V253H189ZM200 250V248H199ZM211 250V249H210ZM221 250V248H220ZM240 250V248H239ZM246 250V248H245ZM244 250V252H245ZM250 250V249H249ZM264 250V249H263ZM2 251V250H0ZM4 251V250H3ZM1 252V253H5V252ZM11 251V250H10ZM62 251V252H63ZM120 251V248L119 250ZM130 253L132 252L131 249L129 250ZM193 251V250H192ZM191 251V252H192ZM209 251V250H207ZM229 251H231L229 249ZM234 251V249H233ZM243 251V249H242ZM252 251V249H251ZM257 251V250H256ZM255 251V252H256ZM21 252V251H20ZM33 252V251H32ZM61 252V251H59ZM57 252V253H59ZM61 252V253H62ZM70 252V251H69ZM122 252V250H121ZM144 252V251H143ZM156 252V251H155ZM182 252V251H180ZM184 252H186V250H184ZM194 252V251H193ZM204 252V251H203ZM215 252V251H214ZM249 252V251H248ZM247 252V253H248ZM129 253V254H130ZM147 253V252H146ZM198 253V251H197ZM220 253V252H219ZM228 253V251H227ZM236 253V252H234ZM250 253V252H249ZM60 254V253H59ZM105 254V253H104ZM120 254H123V253H120ZM150 254V253H149ZM147 254V255H149ZM184 254V253H183ZM186 254V253H185ZM205 254V253H204ZM207 254V253H206ZM214 254V253H213ZM212 254V255H213ZM229 254V253H228ZM233 254V253H232ZM237 254V253H236ZM256 254H258V252L255 253L254 257L256 256ZM87 256H89L88 254H86ZM144 255V254H143ZM196 255V252L194 254V256ZM202 255V254H201ZM211 255V253H210ZM216 255V254H215ZM214 255V256H215ZM218 255V254H217ZM227 255V254H226ZM231 255V254H230ZM230 255L228 257H230ZM240 255V254H239ZM244 255V254H242ZM241 255V256H242ZM252 255V254H251ZM6 256V254H5ZM19 256V255H18ZM22 256V253L21 255ZM80 256V255H79ZM78 256V257H79ZM142 256V255H141ZM145 256V255H144ZM150 256V255H149ZM183 256V255H182ZM190 256V255H189ZM203 256V255H202ZM206 256V255H204ZM220 256V254L218 255ZM234 256V255H232ZM262 256V254H261ZM46 257V255H45ZM50 257V256H48ZM75 257H77L75 255ZM94 257V256H93ZM133 257H135L133 255ZM132 257V258H133ZM139 257V256H138ZM187 257V256H186ZM249 257H252L250 256L249 254ZM253 257V258H254ZM259 257V256H258ZM8 258V257H7ZM51 258V257H50ZM57 258V257H56ZM80 258V257H79ZM91 258V257H90ZM89 258V259H90ZM95 258V257H94ZM94 258H91L94 259ZM103 258V262L105 263V260H104V257ZM120 258V257H119ZM143 258V257H142ZM147 258V257H146ZM144 258V259H146ZM189 258V257H188ZM192 258H195V257H192ZM219 258V257H218ZM225 258V257H224ZM232 258V257H230ZM235 258V256L233 257V259ZM244 257H241L240 259H242ZM246 258V257H245ZM263 258V257H262ZM22 259V258H21ZM19 259V261L21 260ZM48 259V258H47ZM54 259V258H53ZM52 259V260H53ZM85 259V258H84ZM99 259V258H98ZM134 259V258H133ZM137 259V257H136ZM141 259V258H140ZM139 259V260H140ZM154 259V257H153ZM186 259V258H185ZM191 259V258H190ZM202 259V258H201ZM235 259H239L238 257L235 258ZM234 259V260H235ZM251 259V258H249ZM24 260V258H23ZM46 260V259H45ZM56 260V259H55ZM54 260V263L57 264ZM96 260V259H95ZM94 260V262L96 263V261ZM114 260V259H113ZM129 260V259H128ZM156 260V259H155ZM170 260V259H169ZM187 260V259H186ZM185 260V261H186ZM189 260V259H188ZM187 260V261H188ZM204 260H206L204 258ZM209 260V259H208ZM207 260V261H208ZM211 260V259H210ZM220 260V258L218 259ZM223 260V257L222 259L220 260L221 264H223L222 262ZM229 260V259H228ZM245 260V259H244ZM254 260V259H253ZM252 260V262H253ZM259 260V259H258ZM264 260V259H263ZM88 261V260H87ZM147 261H150V260H147ZM190 261V260H189ZM203 261V260H202ZM223 261H226L225 264L227 263V260H223ZM230 261V260H229ZM232 261V260H231ZM243 261V260H242ZM246 261V260H245ZM251 261V260H250ZM257 261V260H256ZM262 261V260H261ZM24 261H22L21 263H23ZM82 263L83 260L81 261ZM114 262V261H113ZM199 262V260H198ZM204 262V261H203ZM210 262V261H209ZM211 262L213 263L214 261L211 260ZM236 262V261H235ZM239 262V261H237ZM247 262V261H246ZM244 262V263H246ZM48 263V262H47ZM59 263V262H58ZM79 263V261H78ZM92 263H93V260H92ZM98 263V262H97ZM96 263V264H97ZM183 263V262H182ZM181 263V264H182ZM208 263V262H207ZM205 263V264H207ZM210 263V264H212ZM229 263V262H228ZM233 263V262H231ZM230 263V264H231ZM88 264V262H87ZM115 264V263H114ZM117 264V263H116ZM126 264H128L126 262ZM133 264V263H132ZM136 264V263H135ZM176 264V263H175ZM185 264V262L183 263ZM189 264V263H188ZM193 264V263H192ZM197 264V263H196ZM201 264V263H200ZM204 264V263H203ZM209 264V263H208ZM238 264V263H237ZM242 264V263H241ZM248 264V263H247ZM251 264V263H250ZM253 264V263H252Z\"/></svg>",
	"mask_w": 264,
	"mask_h": 264
}]
</instances>
